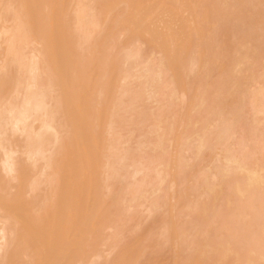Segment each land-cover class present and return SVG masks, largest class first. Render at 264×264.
Masks as SVG:
<instances>
[{
    "label": "bare ground",
    "instance_id": "obj_1",
    "mask_svg": "<svg viewBox=\"0 0 264 264\" xmlns=\"http://www.w3.org/2000/svg\"><path fill=\"white\" fill-rule=\"evenodd\" d=\"M88 1H89V3L90 2H93V3L96 2L95 4H98V2H99V5H101V7L99 5H96V6H99L98 9L100 8V10H99L100 12H102L104 10L102 13H105V14L101 13L103 16L102 19H100L101 22H102V20L104 21L106 19V18L103 19L104 17H110L109 13L111 12L113 14L112 11H114L115 9H117L120 6V4H119V6L116 8L114 6V5H116L114 3L115 2L114 0H111L110 2H109V0H105V1L104 0L103 1L97 0L98 2L96 0H92V1L87 0V2H85L84 0H78V2L76 4V6L78 7V11H77V9H75L76 7H74L75 4L73 5V3L75 2L74 0H0V10L1 9L3 11L5 10V14H6V9H8L7 14L10 15L12 13L11 11H13L16 14V16L14 13L11 14V17L13 15L12 18L15 19V21H13L14 19L12 20L13 22L10 20L11 23H13V24H11V26H8L6 28L1 26L2 29L4 28L3 31L0 28V34H2V32L5 33L4 35L2 34V37H4V38L1 37L0 42H4V41L6 42L5 45L3 43L0 45H4V48H6V49L3 48L5 50V54H6V51H7V55L9 54V56L5 55V58H2V61H1L2 63L0 62L1 63L0 65L3 64L4 59L7 61L8 58L10 57V60H11L10 62H12V63H8L9 60L7 62H5V63H7L6 64L7 67L9 64H13L11 66L9 65L11 68H13V67L16 68L17 66H19L22 69V73H24V75L20 74V72H21L20 71L19 73L16 72L18 77H16V75H15V77L18 80H20L19 79V78H21L20 76L23 75V77H22V78H24L23 82L20 80L17 84V79L15 77H13L14 79H16L15 80L16 82L14 84L13 83L14 80L12 79L13 85L17 84L19 86V83L22 82L23 85L20 84V86H22V87H19L20 90H18L17 87L14 88V87H11L12 85H10L9 86L10 89L12 88L10 91L11 93L9 91H6L7 93L6 92L3 93V94H7V95L9 94V96L3 95L4 99L0 97L2 99L0 102L3 101L2 103H0L1 104L0 110L5 107L4 108L5 112H9L7 114H10L8 116V118H6L4 116V118L7 119V122H5L6 119L2 120L5 122V124H6L5 126H8V128L7 127L5 128L4 125L1 124V122H0V264H132L133 259L131 260V262L129 260L132 258V257H130V256H132L131 252L135 253L138 251L135 249L134 243H132L133 245L131 243H129L131 245H129V246L127 245V246H124L122 248H119L118 249L119 251L117 250L118 253L113 255V257L110 259L106 260V258L102 257L104 259V260L102 259L104 261L103 263H101V259L99 261V258H101V254H103V252L106 255L110 256V254L113 251L114 252L116 251V250H114L115 249L114 246H118V245L117 244L114 245V243H113V246H112L110 243H108V241L111 238H112V242H115L114 239H116V243H119V241L121 240V238L124 235L123 233L124 232H130L129 231L130 226H132L133 227L132 229H134L135 226H133V225L137 224V223L131 224L130 220L133 222L134 220H136V218L138 219L137 216H139L138 214L140 212L139 207L141 206V204H143L142 202H140L141 201L140 198L142 196L141 191L144 188L141 189L140 186H138L137 184H136V188H134L133 183L135 182L136 179H138L137 177L135 180L132 179V180H134V182L132 181L133 183H131V181H129L131 179L130 177H134V175H135L134 171L136 170L137 166L139 168V166L142 165V166H140L141 170L137 169V171L138 170L141 171L140 174H143L142 167L144 168L143 164H141V163L143 162L145 167L148 166L147 167L148 170L146 168L147 171H145L147 173L144 172V175H143L144 178L146 179L145 182H149V180L152 178V175H153V177L155 175H157L156 178L163 175L160 178H162V179L165 178V181H166V177H164V174L166 173V171L164 169H162L163 171L162 170L160 171V169L163 166L165 167V165H166V163H164L165 160L169 161L168 159H166L169 157V156H166L167 155L166 153H169V151H167L170 149V148H168L169 144L172 146V143H173L170 141V138L173 135H171V137H168V136H170V133H168V136L167 135L165 136V139H167V141H168L167 145L165 143L167 141L164 138L158 137L157 139H155L154 138L156 135L155 134V128H154L155 126L153 127L154 132L152 133L155 135L154 136L152 135L153 136L152 139L150 138L151 137L150 133L152 131L150 133L147 132L148 135L150 134L149 135L150 137L147 135V133L146 134L144 133L146 131H150L152 129V127H150V126H152L153 124H150L149 122L147 123V121H149V119H148L149 117H147L148 115L146 112L145 113H146L147 118L143 119L144 117H141V115H140V114H143L144 111H141L142 109L139 110L138 101H137L139 99L138 95L142 93L141 92L142 91V88H141L142 82L140 81V77L138 76V72L140 75V73H141L140 71H142V70H138L139 69L138 67L141 68L142 62H144L146 59H148L149 65L146 64V66L147 65L148 66H152V65L154 66L156 64V66H159V67L155 66L154 70H157V68H158L160 73L165 74V72H166L168 80H170L169 79L170 77L173 78V81H174V79H176L177 81H180V80L188 81L187 78L189 79L190 77H192V79H193L195 76L194 75L195 72L197 74L199 71L197 69H194L196 67H194V68L192 67L193 64H195V63H192V65H190L191 60L193 59V57L197 56L199 59H203V60L206 59V61L208 60L207 61V63H208L211 60V55L214 56L213 55L214 53L211 54L212 51H214L215 55L217 56V54H216L217 51H215L214 43L212 44V42H215L214 39H216V37H219L216 35L218 33H219L218 35L225 33L224 34L225 39L227 38L225 40L220 35L221 40L223 39L222 41L220 40L221 41L220 43L223 42L221 44V46L224 44L223 46L226 45V48H227V46L230 48V49L228 48L229 50L224 49L225 53L228 50V52L226 53V55L228 56V61H226L227 65L226 64H224V65H225V67L228 66L229 68L227 67L226 68L227 70H225V69L222 70L221 73L223 74L224 71H228L227 73L225 72V74H227V75L224 74L226 76V78L223 77L222 75H220V73L218 72L219 67H221V66L224 67V65H222V64L225 61L223 63H221L219 61L221 66L219 64L218 68L216 67L218 69L217 70L214 67L215 66L214 64H212L213 67L211 66V63H212L211 61L214 60L215 59L214 57H216V56L212 57L214 59H212L210 61L211 63L209 62L210 63V64H208L209 66L206 65L205 63L204 64L206 65V67H208L207 68L208 70L211 68H214V69L209 70V71L213 72V70H214L216 72V74L219 73L218 75L222 76L223 78L222 77L221 78L223 80L218 82L219 83L218 87H215V86L212 87V88L215 87V90H216L215 92H213L212 88H210L211 86H209V85H212V82H213V84H215L216 80L214 77H213V79H211L212 77L207 75L209 78L211 77L210 80L207 79L208 82H210L211 84L210 83L208 84V82L204 83L206 79H204V80L197 79V80L204 81L201 83L199 82L200 83L199 84L198 82L195 81V78H194L193 81H191V83L195 82L196 85L198 84L199 86H201V87H199V86L196 87L199 89V90L196 89V90H198V93L195 90L196 91L195 95L197 96L200 94V98L198 99V97H196V96H194V98H193L192 94H190L191 98H193V99L190 98V100H192L190 102H193L194 100L197 99L196 100L197 103L203 104V102H204L203 99H205L206 97L203 99H202V97H204L206 95L201 96L202 93H200V91L202 90V92H204V94H205L207 87L204 90L202 88H204L205 86H209V88L211 89V92L210 91H208V92H210V93L213 92L214 94L215 93L216 94L212 95L213 96L212 98H211V96H210L211 94H210L209 95L210 100H208L209 98L207 97V100L205 99L207 102L206 103L204 102V103L206 104V106H209V104L211 105V102L212 103L215 102V104H216V102H218V103L220 102L221 103V104L219 103L220 106H218V104H217V106L219 108H221V110L216 106L219 111L217 110L216 111L217 113L215 112L216 114L214 112H211L212 115L210 116V114H211L210 110L212 109L213 104L209 110H206L205 105L201 104L202 108L204 107L205 108L204 110L209 111L210 114L208 112H206V113L209 114V116L213 117V118H211V120H210L208 115L202 109L200 111H204L203 113L208 118L204 114H202V112L200 113V111H199L200 115H198L197 114L198 110H197L196 114L194 113V116H192V113L189 116H190V118L192 116V117H194L193 119H195V117L197 118V116H195V115H198L200 117L202 114L206 118L204 120L203 116H201L200 118L198 117L199 121L201 119H203V121H205V122L210 120L209 124H213V121H214L213 126L215 127L217 125L216 127H218V129H216L217 138L214 137L213 133H211L208 130V127H209L208 122L204 123L202 121L204 123L205 127H204V125H202L203 123H200L201 121L198 123L196 122V124H197L196 126H198V129L201 130L202 133H204V130H206V132H208V131L210 132V133L208 132L207 134L204 133L203 135L201 133V135L204 136L205 140L201 138V140L198 141L199 142L198 146H202L204 141H207V143H208V140H209L210 142L207 145H212V146L215 145V148H213L214 146L213 147L210 146L211 147L210 151L214 150V152L216 151L215 153H218V151L216 150L218 148L220 155H218L217 158L214 159V163L212 166V173L209 172L210 175H207V174H209V173H207L208 171L204 172V171H206L205 169H208V168H206L207 166L203 168V171L200 170V172H203V174H206V176L205 175L202 177L199 176L198 178H200V179H197V181L199 180L198 185L202 187L201 189H200V187L197 189L198 190L197 193L198 192L201 193L200 195L198 194V197H200L201 200H199L200 198L197 199L196 198L197 196H195L194 201H196V202L194 203L193 200L191 199L192 202L194 203L192 205L190 204L192 202H190V200L188 198L183 200V203L187 202L189 200V202H188L189 207L188 208L186 207L187 208L186 209L185 208L186 203H185L184 205H181V207L178 208V210L176 209V211H173V210L172 211L175 213V215L178 214V212L180 213V211L181 212L183 211L181 216H178L179 214L177 216H178V218H180L179 222L180 223L184 222V223H183V225L181 224L182 225L181 226L180 223L178 224V223L172 222V225L177 224L180 226L179 227L177 225H174V226L179 227V228L175 227V228H177L175 230H178L176 232L177 233L179 232L180 237L178 235L177 236L179 238H181L180 242L181 241L183 242V243H181L182 248H183L182 245H184L186 248L189 246L195 247L196 245H198V241L196 240L197 236L194 235V233L196 232L197 229H199V228L205 229L206 228L208 230V232L206 234L207 235L206 239H204V241L202 240L203 242L200 243L202 246V247L200 246L201 249L199 246L195 247L197 250H199L198 255H196L197 253L194 254L192 252L193 251L192 249H190L191 253L189 254V252L186 253L187 250L189 251L188 248L186 249L184 247L186 249V251H185V249L182 250V248H181V250L183 252L185 251V255H187L189 257L188 260L186 261V264H211L210 263L211 261L213 262L212 264H214V263H216V264L217 263H219V264H264V145L263 144L260 145L261 143L264 142V141H261V140H264V139H262L263 137H261L262 136L261 134H264V131H262L264 129V128H262V127H264V90H263L264 80H262V79H264V78H261L262 81L261 80L259 81V83L261 82L260 84H262L263 87H262V85H261V87L258 86V84H259L258 80L260 78L258 75L256 77H254L255 72L253 73L251 71L254 74L252 77V79L254 78V80L252 81L253 85H251V81L248 80L251 74L250 73L247 74V72L245 71V73H246L245 75L248 76V79H245L246 76L243 77L245 80H248V81H246V84H248V85L245 86V83H244L245 80L241 79V77H238V76H242V75H237V76L235 75L236 72L238 74L241 73L240 68H238L237 64L236 65L234 64V65L237 67V69H239L240 73L238 71H236V67L234 65H232V66H234L235 68L234 67L231 68V65L230 66L228 65L230 63L233 64V62L234 63L235 62L237 63L238 61L240 62V59H238V57L234 53L240 52L241 48L242 49H241V52L239 54L249 52V49H248L249 46L246 47L247 44L248 45L251 44L250 46H252V45L254 46V42H255V46H256L257 50L258 49L262 50L261 48H264V37L261 40L255 41V40H253V38L256 35H254L252 37L250 34L249 36L253 40V44H252V40L250 42L251 38L247 36L249 34L247 31L246 32L248 34L245 32L246 35H244L243 37L241 36L242 30H246L245 27L248 26V28H249V26H250V27H252L251 30L254 28L253 20H255V18L253 17V19H251V18L249 19V17H248L249 13L254 12L256 14V12H257L256 16L262 15L263 14L262 12L264 11V3H263L264 1L261 0L262 3H260L261 2L260 0H257V1L256 0H239L238 2H236V0H233L236 3H234L233 1H232L233 3H231V2H228V0H226L227 2L224 0V3H222L223 1L221 2V0H217L218 2L215 0L214 2L209 4V7L207 6L208 8L203 7L205 11L201 10L202 13L199 11L200 13L198 15H196L197 18L199 17L200 14L204 15L203 13H205L206 19L209 16V18H211L210 20H213V21L214 20L216 21L217 18L221 19V21L225 20L224 22L219 21L223 25V26L219 25V26L223 27V29L221 27H219V28H221V33L218 32L215 28L217 23L218 24H220V23L219 22L215 23V21H214V23L216 25H213L212 28L213 29L215 28L217 33L210 30L212 35H210V34L209 35L213 36V33H214L216 36L212 38V41L207 40L208 41L207 44L204 43L205 46H203L202 43L204 42V37L203 36L200 37L201 34H199L200 32L198 33V31H201V29L206 28L207 25L202 28L201 22H200L201 27L198 24H196V22L199 23L198 21H196V20H198L195 17L196 13L193 15L195 17L194 20L196 21L195 26L196 27L199 26V27H197V28L195 27L196 29H194L192 27L194 30H197L196 35L193 36L195 34V32H194V34H191V32L189 33V29H186L188 21L190 20V19L188 20V18L191 17L192 14L194 13V12L191 13L192 11H190V10H191V8L193 10L194 9L193 7L196 6V5L193 7L191 6V4H192V2H194V0H192V2L189 0L191 2V4H190V2H188V0H186L187 4L184 2L185 0L182 2L181 7H183L185 10H183V8H181V9L179 8L180 7L179 3L181 2V0H169L168 2H167V0H164L167 2V4H165L161 8L159 5H163V4H161V2H160V4L158 3L160 0H154V2L158 1L157 2L158 4L156 3L155 5H157L159 7H157V6L153 7L154 2L149 3L150 2L149 0H135L134 2H132L130 0L129 3L130 2H132V4L134 3V6L133 5L128 6L130 8V10H132V12H130L131 13L130 15H129V13L127 14V15H129V17L127 16L128 19L126 17L125 18L127 19L128 22L130 21L129 23H130L131 27L133 25L132 29H131V27H129L127 25L126 30L131 29L132 35L134 34L133 35L134 37H132V38H133V40L137 41L136 45H134V43L132 44V45H134V47L132 49L134 50V48L136 46L137 47L139 46L140 49L139 48L138 49L141 51L144 48L147 50L148 47H150L152 50L156 49L157 51L161 52L160 56H158L159 61L163 60L162 66L160 63H158L154 59L152 60V58L150 57V59L153 61V62H151V60L148 57L149 53H150L148 51L150 49H148L147 50V54H148L147 56L144 55L143 53H142L143 55H141V56H145V58H144L145 60L143 61L142 57L140 56V51H139V57L140 58L137 56H135V57H137L136 60L140 59L139 61H142V62L137 61L138 63L136 62V64L140 63L141 65L139 64L140 66L136 65L135 68L133 67V70H135L137 68V70H135V72H136L135 75L133 74L134 71H130V74L133 75V77H132L133 81L132 82H135L134 79L136 80L137 83L139 82L138 86H139L140 92L138 91L139 94H136L132 90L135 94L133 96V94H132L133 92H132L131 93L132 95L130 94L131 97H129L130 95H128L130 92L128 94H126V93L128 92V89H129V91H131L132 88L130 89V85L128 83H126L127 78H124V76L121 77V75H120V74L124 75V73H122L123 67L125 69L123 71L124 72L127 71V68H129V66H130V63H129L130 61L129 60L125 61V59L122 58L123 62L125 61V64L128 63L129 66L127 65L128 67H126V65L122 64L121 71H120L119 70L120 66L119 67L117 66L121 62L119 60L121 58V56H120V54L119 55L117 54V50H119V49L116 50V53H114L115 51L114 52L110 51V49L108 51L106 49V48H109L106 45L107 43H111L110 41H112V44L115 43V41L113 42L114 38L111 37V36H114L113 33L115 30L114 28L110 27L112 25H109V27H110V29L111 28L113 29V33H112L113 35H111V33H110L112 29L111 30L109 29L110 32L107 30L108 31L107 34L105 32L106 35H109L108 33H110V35H111L110 36L111 38L109 37L110 40L108 39L109 42L107 40L105 42V40L102 41L103 39H100L103 37L105 38L104 35H101L102 33H104L102 31H101L102 33H100V35L103 37H100V35L95 37L96 35H98V33L96 31V30H98V28L97 29L94 28L96 33H97V34L95 33V36L93 35L94 36L93 38H95L94 41L95 42H99L100 40L101 41L99 42V45L95 43V45H94L95 46V52L94 53L92 50L89 49V47L93 44L92 40L90 41V44H88L89 50L86 48V44H85V48L90 52L92 51V53H93L92 55L88 54V56L86 57L87 59L83 58V57H82L83 59L80 58V56H78V55L80 54L81 56H83L82 53H80L82 49L80 50V52L78 54L77 53L78 52V48H77L78 46L73 45V43L74 44L77 43L76 37H79L77 35L80 34V33H78L80 27H81L80 28V30H81L82 28H85L86 25L88 26L86 28H89V25L91 23L93 24L94 27L96 25V23L94 25L93 20H94V17L96 18L97 16L96 15L93 16L92 14H94V13L91 12V11L94 12V10H96V9H95V6L93 5V3L91 4V6H90V4H87ZM112 1H114L112 3V5L115 8L113 6L110 7L111 5L109 3H111ZM197 1L201 2V0H197ZM210 1H212V0H210ZM103 2L105 3V5H103ZM199 2H197V3H199ZM116 3H117V0H116ZM125 4H126V2H125ZM130 4H128V5H130ZM192 5H194V3ZM132 6L134 7V9ZM203 6H205V5H203ZM126 7H127V5H126ZM72 8H73V11L76 10L75 12L77 14L80 12L79 10H81L79 15H81L82 12L83 13L86 12L85 13L86 19L85 18L83 19L84 14H83V16L82 15L79 16L80 17L79 18L77 16V14L75 13L77 18L79 19V20L76 19L77 20V22L75 21L76 24H78L80 22L79 23V25H80V24H82V22H85V23L87 22L86 25H84V26L81 25L77 29L78 32L76 31V35H75V30H74V35L76 36L75 41H73L74 35L72 33V29H70L72 26L70 24H73V20L70 19L72 16L70 14L71 13L70 11H72ZM102 8H103V10H101ZM153 8H158V9L160 8L161 10L159 9V12H158V9L157 10L155 9V11H156L155 12L153 10ZM178 8H179V11H178ZM197 9H198V7L197 8L195 7V9L193 11L198 12V11H196ZM124 10H125V7H124ZM181 10H183L182 13H184L187 10L188 13H186V14H188V18H187V16H185L186 18H183L184 16L183 15L181 16L179 14V13H181ZM199 10H200V8H199ZM3 11H2V13H0L2 16H3ZM89 12H91V13L89 14ZM100 12H99V14H100ZM117 12H118V10L116 11V13ZM123 12L126 14L127 11H123ZM123 12H121V13H123ZM254 13H253V15H254ZM88 14L90 15L91 18H89L87 16ZM186 14L184 13V15H186ZM118 15L120 16V14H118ZM2 16H0V19ZM76 16H75V18H76ZM122 16H120V17H122ZM232 16H233V21H232V19H230ZM212 17H214L216 19H214ZM5 18L3 17V19H5ZM7 18L9 20V17H7ZM75 18H73V19H75ZM88 18H89V20H88ZM111 18H108V19L111 20ZM113 18H115V17H113ZM117 18H115V20ZM125 18H124V21L126 23H128ZM199 18H201V17H199ZM234 18H236V21H234L235 20ZM185 19H187L188 21L186 20L187 21L186 22ZM82 20H86V21H82ZM95 20L100 22L98 18ZM115 20H113L112 22L114 23ZM70 21H71V23H70ZM0 22H1V20H0ZM117 22H119V21H117ZM203 22H204V20H203ZM246 22H248V23H246ZM126 23H125V25H126ZM214 23H212V24H214ZM244 23H245V25L246 24H248V25L245 26V25H243ZM249 23H251V24H249ZM1 24H4V22ZM6 24H8V22H6ZM104 24L106 25L107 23H104ZM123 24H124V22H123ZM204 24H206V23H204ZM207 24H208V27L210 26V29H212L211 28L212 24L211 25L209 23H207ZM8 25H10V22ZM69 25H70V27H69ZM98 25H99V23L96 26H98ZM105 25H104V27H105ZM122 25L119 24L118 27L119 26L121 27ZM99 26L103 27V26H101V23ZM241 26H242V28H241ZM243 26H244V29H243ZM126 27H123V29H125ZM91 28H92V25H91ZM91 28H89V32L86 29L84 30V32L89 34L91 31L90 30ZM192 28H190V29L192 30ZM248 28H247V30H248ZM239 29H242V30H240L241 31L240 35H239L240 38L238 37L242 43L237 41L238 42L237 45L233 44V46H232L231 44H232L233 39L230 40V38L232 36H234L233 34H236ZM104 30L106 31V29H104ZM194 30H192V31H194ZM205 30L207 31V29H205ZM205 30H204V33H205ZM98 31H100V30H98ZM117 31H119V29ZM84 32L82 30L80 37L82 36V34ZM93 32H94V30H93ZM93 32H91V33L93 34ZM129 32H131V31H129ZM243 32H242V35H243ZM253 32L255 34V28L253 29ZM119 33H118V36H119ZM208 33H209V31H208ZM262 33H264V32H262ZM87 34H83V35L85 36ZM92 34L90 36L87 35L85 38H83L84 36L81 37L79 39V42L80 43L82 42L81 39H86L87 37H91ZM197 34H199V36ZM206 34H207V32H206ZM116 36H117V32H116ZM135 36H138V39L137 38L135 39ZM245 36L249 38V42L247 40H245L246 39ZM241 38L244 39L247 44L244 43V40L242 41ZM128 39H129V37H128ZM141 39L143 41V45H142ZM254 39H256V38H254ZM88 40H89V38H88ZM88 40L86 39L85 41H83V44L86 43ZM200 40L201 41L203 40V41L201 42ZM138 41H140V42H138ZM199 41L201 42V45L203 46V47L201 46L202 48H200V46L198 45ZM216 41H217V39H216ZM218 41H219V38H218ZM29 43H30V45H31V43L33 45H31V47H30V45H25V44H29ZM34 43L35 44L38 43L40 45V47H37L38 44L36 46H34L35 45ZM131 43H132V41H131ZM138 43H141V45ZM146 43H147V45H146ZM228 44H230V45H228ZM242 44L245 47H243ZM122 45L123 44H121V46ZM145 45H146V47H143ZM234 45L237 46V48ZM238 45H239V47L242 45L240 47V49L238 48ZM102 46H106V48L102 47ZM111 46H113V45H111ZM255 46H254V50H255ZM75 47L77 48V51H76ZM96 47H98L97 51H96ZM123 47H124V45H123ZM257 47H259V48H257ZM85 48L83 47L84 50H85ZM119 48H120V46H119ZM244 48L247 50L244 51L243 50ZM120 49H122V47ZM234 49H235V52L233 53ZM236 49H239V51H237ZM137 50L135 51V53H138ZM144 51L145 50H143V52ZM124 52H126V51L124 50ZM132 52L133 51L130 49L127 51V53H129L131 55H132ZM218 52L221 55V52L220 51H218ZM118 53H120V52L118 51ZM145 53H146V51H145ZM115 54H116V56H115ZM133 54H134V52H133ZM257 54H259V53H257ZM261 54H263V52H260V55ZM39 55L40 56L42 55V57H40L41 60L38 58ZM209 55H210V58H209L210 60L207 59L209 57ZM6 56H7V59H6ZM118 56H119V59H118ZM246 56H248V58H249V53L245 56L239 55V58L240 57L244 58ZM251 56H250V59L252 58ZM88 57L93 58V59L90 60V59H88ZM115 58H116V60H119L118 61L119 63L116 62ZM154 58H156V56H154ZM160 58H163V59L160 60ZM253 58L251 59V65L254 64V63L252 64V62H254ZM259 59H261V62H262V60H263L262 55L259 57ZM241 60H243V59L241 58ZM254 60H256V59H254ZM40 61H41V63H43V62L46 63V64L43 63V67H44V65L46 66L45 73H42V72H44L43 71L44 69L42 70L41 65L39 66ZM90 61H92V62H90ZM217 61H215V62H217ZM244 61H245V59H244ZM246 61H247V57H246ZM249 61L247 63H249ZM146 62H147V60L145 61V63ZM150 62L152 63V65L150 64ZM189 62H190V64H189ZM194 62H196L198 64L197 59ZM256 62L261 63L258 61H256ZM145 63H143V64H145ZM217 64H216V66H217ZM249 64L247 65V67H249ZM239 65H241V66L243 65L241 68L244 69L245 63L242 64L240 62ZM263 65H264V63L260 64V66H262V69H264ZM144 66L142 68H144ZM153 66H152V69H153ZM194 66H196V65H194ZM254 66L257 67L258 65L254 64ZM254 66H252L251 68H253ZM1 67H4V64ZM10 67H8V68H10ZM39 67H41L40 70H39ZM5 68H3V69H5ZM11 68L8 69V71L10 73L12 72ZM162 68L165 72H162L163 71ZM230 68L232 71H229ZM3 69L1 68L0 71H2ZM146 69H144V71ZM192 69L197 70L198 72L197 71L192 72ZM257 69H256V72H257ZM12 70H14V69H12ZM220 70H221V68H220ZM244 70H246V68ZM250 70L255 71V68H253V69L247 68L248 72ZM259 70H261V67L258 69V71ZM39 71H41V74L39 73ZM150 71L148 70V72H147V70H146L145 72L151 73ZM190 71L193 73V76H192V73ZM3 72H4V70H3ZM9 72L7 73V75H5V73L3 75V73L1 72L3 75L2 80H4V77L6 78V76H7V78L9 76L10 77L13 76V75H10ZM119 72H121V73H119ZM131 72H133V73H131ZM188 72H189V74H191V76L188 75ZM263 72L264 71H261L260 73H262V75H263ZM142 73H143V71H142ZM260 73H258V74H260ZM48 74H51L54 79L52 77H48L49 80L43 78L45 75L48 76ZM143 74H144L143 76H146L145 73H143ZM136 75L138 76L137 78L139 79V81H137L138 79H136ZM147 75H149V74H147ZM155 75H156V73H155ZM198 75L199 74H197L196 76L200 77V75L199 76ZM243 75H244V73H243ZM262 75H260V76H262ZM47 76H45V77H47ZM115 76H118V77H115ZM151 76H153L152 73H151ZM154 77L155 76L151 77L152 80ZM181 77H182V79H181ZM237 77L240 78V80ZM262 77H264V76H262ZM50 78H51V80L52 79L54 80L53 81L54 85L57 84L54 87L58 88V86H60L57 90L55 88V92L59 91L61 93V95L59 93H57L59 95L58 97L60 99V100H58V98H57V101H56L57 103L54 100L55 99L54 96L56 95V93L54 92V89L51 88V89H53L52 90L53 92H51V93H49L50 91L47 90V85H49V86L52 85V84H50V83H52V81H50ZM122 78H124L123 81H121ZM143 78H146V77H143ZM116 79H118L120 82H122V84H124L123 87L127 88L126 93H125V91H126L125 89H124V91L121 89H120V91L117 90V91H119L117 93L114 92L116 98L114 97L115 100L114 99L112 100L114 103L117 102L116 104H118V105L120 104L119 106H117L119 108V110L117 112H119L120 108H121L123 110V112L121 110V112L123 113L122 116L127 115L125 118L128 117L127 119H125L123 117H122V119H120L121 122H122V120L126 121V123H120L119 124V125H122V126H120L121 127L120 130L124 126L126 127L125 129H127V126H129L128 123L130 124V119H131V117L133 118V116L132 115L129 116L130 114L128 112H130V113L135 112L136 109L134 108V105L137 102L136 108H138L137 110H139L140 112L136 111V112H139V115L137 114L138 118L135 117L136 119L135 120L131 119V121L134 122L137 119H143V120H141V122H144L146 119H148L145 121V123H147L148 127H150L149 130H146V128L148 129V127H146L147 125H145V123L138 124V120H137L136 122H137L138 126L142 124V126H139V128H138V126L135 122L136 129H138V130L140 129L139 130L140 134L142 133V134H145V136L147 135L149 137L148 138L146 136L147 137V138L145 137L146 139H140V141L141 140L143 142L151 141V143L148 142L149 145L154 142L153 144L155 146L159 147L161 150H163L165 152L167 151L166 153L161 151L166 157V158L164 157L165 160L163 159L164 155L162 153H159L160 157H158V156L157 157L155 156L156 158L151 157V156L155 155V153H153L154 151L151 149L152 145H150L151 150L149 148L145 149L143 146L141 147V145H138V147L135 146V144L136 145L139 143L141 144L142 141L141 142L139 141V143H135L136 141H135L133 134H132L135 132V128H134L135 126H133V125H130L131 127L130 126L128 127V128H130V130L127 129V131H125V129L123 128L125 132H128L126 135L127 137H129V138H131L130 136L133 137V138H131V140H129V138L125 137L126 133L124 135H122L125 138L120 137V135L118 136L119 133L116 135L117 138L119 137L118 138L119 141L122 142L121 144H120V142L115 140L116 138L113 139V137H111L112 136L111 134H109V135H111L109 137V135L106 133L109 138H111L112 140L115 141V142L110 141L112 144L106 139L107 138L106 135H105L106 138H104V135L102 133L103 132L102 129H104V131H105L108 128L107 125H111V124L110 123L107 124L108 121L110 122L107 114H106L107 118L104 119L105 122L103 121V118H104L103 112L106 113V110L105 111H102V110L105 109L104 105L105 106L107 105V103H108L107 101H109L110 97L112 99V96H114V95L111 96V94H113V91L111 92V87L113 86L112 84H114ZM192 79H190V80H192ZM6 80H8V79H6ZM145 80H147V79H145ZM241 80L242 81L244 80V82H242ZM46 81H49V84ZM124 81H126V82L124 83ZM153 81H154L153 83L155 85H156V83H158V85H156V86L158 88L161 87V91L168 92L169 90H171L172 86L168 87V89H167V88H165L166 85L164 86V84H161L162 86H160V82H158L159 81L158 79H157V81H155V79ZM160 81H162V80H160ZM173 81H171V82H173ZM239 81L242 82L244 85L242 87L240 86V84H236V85H238L242 88L240 91H241V93L243 92V94H241L239 91H236L238 88L240 89V87L233 86V84H232V83H236V82L239 83ZM255 81H257L256 82L257 85L255 84ZM5 82H7V81H5ZM118 82L117 83L115 82V84L120 87L122 84L120 85V84H118ZM136 82L134 83L135 85L137 84ZM147 82L149 83V81H147ZM174 82H176V81H174ZM1 83H2V81H1ZM1 83H0V86H3V84L1 85ZM8 83H9V81H8ZM249 83L251 86H253V89L249 85ZM115 84H114V86H115ZM125 84H128V85L125 86ZM130 84H132V83H130ZM172 84H174V83H172ZM195 84H193V85H195ZM7 85H9V84H7ZM146 85H148V84L146 83ZM180 85H183V84H180ZM163 86L166 89V91L164 90V88H162ZM229 86H232V87H229ZM247 86H248V88H247ZM7 87H4L5 90ZM115 87H117V86H115ZM123 87H122V89H123ZM148 87H149V85H148ZM148 87H146V93H148L147 91H149ZM173 87H174V85H173ZM250 87H251V89H250ZM4 88H3V91H5ZM243 88H245V92L242 91ZM261 88H262V90H261ZM175 89L177 90L178 88L176 87ZM257 89H260V90H257ZM0 90H1L0 92H2V89H0ZM121 91L123 92V94H126V98H127V96L129 97V99L132 103H130L129 101H127V102H129V105L131 104L130 107H133L132 109H135L134 111L131 112L132 109L129 108L130 109L129 110L128 109L129 106H127V105H126L127 108H126V106H124V108L120 107L122 103L125 104V102H126V101L123 102V100H125V99H122L121 96L118 94ZM172 91H174L173 88H172ZM225 92L226 93H228V92L229 93H236V94L240 93L241 96H240V98H237L238 95L236 97L234 96L235 99L237 98L236 99L237 101L236 102L231 101L232 104L231 103L229 104V102H230L229 98H231L233 96L227 98V96H229V94H226ZM53 93L55 95H52L54 98L52 97V100H51L49 98V96H50V94H53ZM177 93L178 92H176V98H177ZM182 93H183V91H182ZM0 94H2V93H0ZM109 94H110V96H109ZM116 94H117V96H116ZM123 94L121 93V95H123ZM149 94H147V97L145 96L146 98L145 97L143 98V100L145 99V102H147L149 104H150L149 100H152L151 102L155 101V103L156 102L158 103L159 100L158 101L155 100L156 98L158 99V97L161 98V100L163 98L166 99V97H164L163 95H161V97H160L159 96L160 94L158 95V97L156 96L157 94L156 95H154V93H152L150 95ZM170 94H171V91H170ZM135 95H137L138 97ZM151 95L152 96L154 95L155 99ZM181 95H183V97H184V94H181ZM223 95L226 96L225 100H224L225 102L222 100V102L225 103V105H223V103L221 102V96H223ZM118 96H119L118 99H120V101L119 100L118 101L120 103H118V101H116ZM142 96H144V94ZM149 96L152 97L154 100L151 99ZM5 97H7V98H5ZM133 97H134V100H133ZM47 98L50 100L48 101ZM131 98H132V100H131ZM147 98H149L148 101L146 100ZM226 98H227V100H226ZM174 99L175 98L173 97L172 103L175 102ZM177 99L179 100V98H177ZM200 99H202V100H200ZM228 99H229V101H228ZM101 100H103V101H101ZM139 100H141V99H139ZM53 101L55 102V104L53 103ZM182 101H183V99H182ZM50 102H52V103H50ZM127 102H126V104H128ZM139 102H141V104H145V102L144 103H142V101H139ZM133 103H135V104L132 106ZM193 103H195V102H193ZM51 104H54V105H51ZM101 104H102V106H100ZM151 104H152L151 109L154 107L153 109L158 112V109L156 110V108H155V107H157V108H159V113L160 112L161 113L166 112V114H169V113H167L170 111L168 108L170 106L169 103H168L169 106H167L168 109L165 107V109H167V111H165V109H163V111H161L162 110V109H160L161 104H159L160 106L158 105L159 107L157 106V104H154V103H151ZM170 104H171V102H170ZM111 105L113 107V105H115V104L112 103ZM139 105H140V103H139ZM153 105H155V106H153ZM172 105H171V107H172ZM174 105L177 106V104H175V103H174ZM186 105H188L187 102H186ZM201 105H200V107H201ZM258 105L262 108L259 107L257 109L256 107H258ZM96 106H97V109H94V108H96ZM108 106L110 107L109 104H108ZM146 106H148V105L145 104V106H143V107H146ZM184 106H185V104H184ZM194 106H195V104H194ZM98 107L99 108L101 107L100 110L98 109ZM198 107L199 106L197 104L196 108L198 109ZM200 107H199V109H200ZM115 108H112L111 111H114ZM148 108H149V106H148ZM175 108L177 109V107H175ZM175 108H174V110H175ZM106 109H107V113H108V109L110 110L111 107L110 108L107 107ZM124 109H127V111L125 110L126 112H124ZM181 109H180V112H181ZM246 109H249L250 112L253 111L254 109L256 111H258L260 109L259 111L262 110L261 113H263V114L261 115L260 113H258V114H260V116H257L258 114H256L257 112L254 110L253 114H254V112H255V114L253 116L252 113H249V110L247 111ZM52 110L57 113V114L55 113L56 116L54 115V112ZM223 110L225 112H223ZM1 111H4V110H1ZM111 111H109V115H111V121H112V118H114V116H115V118L118 117V116H116L118 114H115V112H112L114 115L110 114ZM171 111H172V109H171ZM176 111H174V113ZM195 111H196V109L194 107V112ZM48 112L49 113L51 112L54 115V117H56L55 121L58 122L57 128H56V122L55 121H53V122H55L54 125L52 124L53 122L52 123L50 122V120H52L54 117L52 116L53 118H50V119H49V117L51 115L50 116L48 115L47 116L48 118L46 117V114ZM121 112H119V113H121ZM226 112H228V114H230V117L226 116L225 118H223L227 114ZM124 113H126V114H124ZM145 113L142 116H145ZM170 113H173V111ZM1 114L3 115L5 113L3 112ZM1 114H0V117H3ZM220 114L222 115V117ZM133 115H135V114L133 113ZM137 115H135V116H137ZM174 115H172V116H174ZM215 115L219 116L220 118H223V120L220 119V120H217L218 121L217 122L216 121L217 116H215ZM139 116H140V118H139ZM172 116H170V114H169V116L167 115V118L172 117ZM214 116L216 118H214ZM115 118H114V120H115ZM173 118L174 117H172L171 119L174 122L175 118L174 119ZM182 118H184V116ZM185 119H182V120H184V122H185ZM191 119H190V121L193 125L195 122H192ZM206 119H208V120H206ZM224 119H226V120H224ZM37 120H39L38 124H37ZM120 120L119 119L117 120V118H116V121H114V124L115 123L117 124V121L120 122ZM127 120H128V123H127ZM168 120H170V118H168ZM182 120H180L179 123ZM0 121H1V118H0ZM35 121H36V123H34ZM211 121H212V123H211ZM220 121L222 122V124ZM223 121L225 124L223 123ZM102 122H104L103 124H105V125H103ZM170 122H171V120H170ZM215 122H217L218 124H215ZM188 123H190V122L188 121L185 125H187ZM206 124H207V126H206ZM101 125L104 128L102 127V129H101ZM143 125H145L144 127H146V128H143ZM174 125H175V123L174 124L172 123L171 126L173 127ZM199 125H200V127L202 126V129L199 128ZM218 125H220V126H218ZM132 126H133V130H134L133 132L131 131ZM164 126H165V124H164ZM171 126H169V127H171ZM58 127L59 128L61 127L60 129L63 128L62 130L59 129L61 133L63 131V133H62L63 136L60 132H58L61 134L60 136L63 138L61 140H63V141L61 142V144H59L60 141L57 143L55 141L56 144H59L58 147L55 145L58 148L57 149L58 151H57L55 156L52 155V156H54V158L48 157L49 154H47V152L50 153L53 151V149L52 148H51V150L47 149V147H45L47 145V144L45 145V141L46 140L48 141L50 139L49 137H52L53 134L55 135L57 133ZM172 127H171V131H173V129H174V128L172 129ZM189 127H191V126H188V128ZM203 127L204 128L207 127V128L204 129ZM110 128H111V126H110ZM142 128H143V130H141ZM188 128H186L185 131L182 130V132L184 131V133L185 132L189 133L188 131L193 130L195 127L194 128L191 127L193 129H190V128L188 129ZM178 129H180V128H178ZM237 129H240V132L236 131ZM4 130L13 132V134H14V132L15 133L18 132L19 134L16 133L18 137H19V135H23V136H21L23 138L20 137L22 139L21 140L22 142L19 141L20 138L17 139L18 137L16 138L15 136H13L12 133L8 132L10 134V135L8 134L9 135L8 136L7 131L4 132ZM108 130H110V129L108 128L106 130V132H108ZM156 130H158V129L156 128ZM210 130L213 131L211 126H210ZM232 130H235L236 132H232ZM259 131L261 133H259ZM111 132L114 134L112 129H111ZM178 132H179V130H178ZM237 132H239L240 135L237 134ZM129 133L131 135H129ZM135 133H137L136 135H138L139 138H143V137H140L138 132H135ZM229 133L231 135H233L232 133H234L237 136L239 135L238 139H237V136L234 139V137H235L234 135H233L234 137L229 135V137H230L229 140L233 141V140L237 139L236 141H238V142L235 141V142H233V144L238 143L239 144V145H237L238 147L235 144L232 147L231 146L232 141H230V142L228 141L229 143L226 142L228 140L227 135ZM11 134L13 137H15V143L13 142L14 140H11L9 138V137H11ZM190 134L191 133L186 134L185 136H183V138H187L189 135L188 139L190 138V140H191ZM208 134H210L211 137L213 135L214 138L213 137L212 138H213V140H215V143L217 142L216 144L211 142V141H213L212 138L208 139V137L210 136V135L208 136ZM258 134H260L261 139L259 138V136H257ZM2 135H4V136H2ZM6 135L8 136V139H10V141H12V143L14 144V147H16L18 149H12L14 147L11 148L7 145H4L3 142L5 141L4 138H7V137H5ZM65 135H66V137H65ZM177 135H176V137H177ZM182 135H179V136H182ZM255 135L257 137H255ZM58 136L59 135H57L55 137V139ZM60 136H59V138H60ZM138 136L136 137V140H137ZM205 136H207L208 140H206ZM250 136L251 137L254 136V137H252L253 139L249 138ZM226 137H227V139H226ZM244 137L252 139V141H258V138H259V141L256 143L254 142L253 146H249L246 144V142H245L246 140L243 139ZM126 138H127V140H126ZM215 138L217 140H219V142L216 141ZM219 138L223 139V140L226 139V141L222 142V140H220ZM254 138H257V140H254ZM120 139H122V140H120ZM123 139L126 140L127 143H129V145H131V143L128 141L132 142L134 139L135 142L133 141L132 144L134 145L135 149L140 147V149L142 148L141 151L143 153H144V151H143L144 149H145V151L149 149L146 152H149L151 155L148 153V158L146 159L145 158V157H147L146 152L144 155L141 153L146 160L143 159V156L140 153H138L139 151L137 152L138 154H135V156L133 154L131 155V153L132 152L134 153L135 150L132 147H131V149L129 148L130 151L128 149L126 150L125 149L126 146H124V145L125 144L127 145V143ZM148 139H150V140H148ZM181 139H182V137H181ZM242 139L244 140V142ZM51 140H53V139H50L48 141V143H50V142L53 143ZM57 140H60V139L57 138ZM105 140L108 141L109 144L106 143ZM178 140H180V139H178ZM183 140L184 139L180 140V142H182ZM190 140L185 139L184 145L181 144L183 146L177 145V147L181 146L183 148H186V150H185V149L180 147L182 155H185L187 153V155H185V156H187L189 159L186 157L187 158L186 161L190 160V156L192 155L190 153V152H192L191 149L194 152V150L199 148V147L198 148L195 147V145H194L197 143V141L195 143H193L195 140H193V139L191 141ZM6 141H5V143H11L9 141H7V142ZM18 141L20 142V144L22 143L20 145V147L19 146L17 147V145L15 146L16 143L17 144L19 143ZM172 141H173V139H172ZM220 141H221V144H219ZM123 142H124V145H122ZM143 142H142V145H144ZM178 142L179 141H177V143ZM186 142H187V144H186ZM104 143H106V144H104ZM191 143H193L194 146ZM257 143H259V146ZM188 144H190V145H188ZM217 144H219V145H217ZM53 145H54V143H53ZM103 145L106 147H104ZM108 145H109V147L118 146V147H116V149H118L121 146V148L119 149L120 151L123 150V146H124L123 155H125V157L131 156L130 158H132L134 156V159L132 158V160H135V158L137 157L138 158V160L136 158L137 161H140L141 159H143L144 161L139 162L140 163V165H139V163L136 160L132 161V160H130L129 157L124 158V156H122V155L119 157L116 153L113 154V152H115L113 149L110 148L111 152L107 151V150H109ZM191 145L193 146V148L190 147ZM216 145H217V148H216ZM55 146H52V147H55ZM186 146H189L190 150H187L189 148ZM103 147H104V150L106 149L107 155L104 154L106 151H102ZM177 147H175V149ZM194 147L196 149H194ZM112 148H114V147H112ZM205 149L207 150L208 148H206V146H205ZM132 150H134V151H132ZM178 150H179V148H177V153L180 155L181 153L178 152ZM184 150L186 151L185 153H184ZM55 151H56V149H55ZM126 151H127V153L128 152L130 153L131 151L132 152L130 154L129 153L125 154ZM108 152L111 155V156L109 155L110 157L108 156ZM196 152H197V150L194 153H196ZM205 152H206L205 156L207 157V155H208L207 151H205ZM135 153H136V151H135ZM14 154H16V155L14 156ZM102 154L105 156H108L109 158H111V157L115 158L116 157L115 158L116 160L115 159L112 160V158H111V160H109V158L106 157V159L109 160V163L111 162V166L115 165L117 163L116 161H120L119 160V158H120L124 163L123 162H122L123 164L118 163L119 167H120V165L123 166L124 164H127L126 161H128L129 163L131 161L132 163L128 164V165H131L130 167H133L131 169L129 168L128 165H126L127 166L126 169L123 167L122 168L120 167L122 169V172L124 170V173H125V170H126L127 174L131 170V172H132V173L130 172L131 175H129V174L127 175L128 177L129 176L130 177L125 180L126 182L128 180V182L131 183V186L128 185L129 187L126 186V187H128V189L127 188L124 189L125 183H126L125 182L124 187H122V188L124 190H127L128 193H129V191H131V192L133 191V193L130 192L131 195H129L128 198L126 197V195H124V201H127V203H129V204H127V206H126L125 205L126 203L124 202L125 206L123 208H121V209H123L122 212L120 209H117V211L118 210H120V211L118 214H115V213H114L115 215L113 214L114 220H112L113 218H111L110 220H107V218L110 217L109 214L111 213L110 211H112V210H110L109 209L110 206L108 208V206L106 204L108 202V201H106L107 199L105 200V198H107L106 195L103 199L102 192L104 190L102 191L101 189H102V187L104 188V186H106L108 184H109V187H110V185H115L113 183H115V182L118 183L123 178H121V176H119L121 178L120 180L117 177H116L117 179L111 178L114 180V182L111 184L112 180L109 178V175H111V174H109L110 170L108 171L106 169L108 171V173L106 170L104 171L105 166H103V164L100 162V159L103 156ZM188 154H191V155L188 156ZM212 154L215 157L216 154H214V153H212ZM50 155H51V153H50ZM115 155H117V156H115ZM138 155H141V156H138ZM169 155H170V153H169ZM196 155H197V153H196ZM202 155L204 156V154H202ZM209 155H211V154H209ZM185 156L183 159H186ZM195 156L192 157L193 159L192 158L191 159L194 160V158H197ZM139 157H142V158L140 159ZM41 158H42V160H44V159L46 160L44 162L42 161V164L46 163V165H48V162H50V159L48 161V159H46V158H51V160L53 159L52 160L53 164L50 162L52 172L49 170L50 173H52L50 175L53 178L51 177L52 180H50L49 185H46L43 189H39L41 186L40 187H39V185L37 186L38 180H37V178H35V173L33 171V169H34L33 167L36 166L35 164H36L37 160L40 161L39 159H41ZM152 158L157 160V161H159V160L161 161V159L164 160L162 162L165 165L159 161V163L163 164L161 166V168H159L161 164H158V165L156 164L158 166V167L156 166V169L158 170V172L156 170L154 171L155 166L152 167L153 164H150ZM104 159H105V157H104ZM126 159H129L130 161L126 160ZM148 159H149V161H148ZM171 159H173V158H171ZM171 159H170V162H171ZM204 159H205V157H204ZM146 161H148V163ZM133 162H136V164L138 163V165H136ZM200 162H201V160H200ZM38 163L39 162H37V164ZM112 163H113V165H112ZM175 163H177V162H175ZM187 163H190V161ZM191 163H193V162H191ZM42 164H39V165H42ZM132 164H134L136 167L133 166ZM197 164H199V163H196L194 165H197ZM206 164H204V165H206ZM100 165L104 168L102 169L100 167ZM167 165H168V162H167ZM179 165H180L179 168L181 170L184 167L186 169V166H184L183 163H182V165H183L182 168H181V164H179ZM42 166L40 167V169L41 168L44 169V166L43 167ZM150 166L153 168V169L151 168V170H153V171H151L152 175L150 173H148V172H150V170H149ZM168 166H167L166 170H169ZM173 166H174V164H173ZM36 167L38 168L39 166L37 165ZM174 167L175 168L177 167V169H178V166H174ZM45 168H46V166H45ZM48 168H50V167L47 166V170H48ZM99 168L102 170H100ZM127 168H129L130 170L128 171ZM134 168H135V170L132 171V169H134ZM199 168H201V167L199 166ZM99 170H100V173H99ZM38 171H39V174H42L43 170L41 171L38 168ZM102 171L106 172V174L108 176H106V175H104V176L107 177L108 180L110 181V183H108L109 181L107 180V178L104 177V180H106L107 183L103 182V183H105V184H102L103 186L101 185V182H99V179L102 178V176H103ZM139 171L138 172L135 171V172L139 174ZM159 171L161 172V174H159L160 173ZM196 171H198V169ZM155 172H157V174H155ZM163 172H164V174H163ZM177 172H178V170H177ZM200 172H195V173L199 174ZM111 173H113V172L111 171ZM140 174H139V176L143 179L142 175H140ZM146 174H148V176L150 175L149 180H148V178H147L148 176H146ZM158 175H160V176H158ZM99 176H101V177H99ZM125 176H126V174H125ZM110 177H112V175ZM173 177H175V175ZM160 178H159V180L156 179L159 182L154 180V178H152L154 182L151 181L152 179L150 180L151 182H149L150 186H152V184L154 183L153 184L154 186L150 187V188H152L151 190H153V188L156 187L155 184L157 182L156 185H158L159 187H156L157 188L156 192L154 190L152 191L153 193L155 192V194L157 193V195H158L157 191H161V190L165 189L164 191L166 192V188H165L166 186H164L162 184V179L160 182ZM104 180H102V181H104ZM136 181L137 182H135V183H140V182H138V180H136ZM173 182L176 183V181H173ZM41 183L39 182L40 185H42ZM158 183H161V184H158ZM163 183H165V182H163ZM182 183H180V184H182ZM168 184H170V183H168ZM172 184H171V186H172ZM160 185L164 186V188L161 189L162 187L160 188ZM176 185L177 184H175V187H177ZM194 185H195V183H194ZM195 186H197V185H195ZM112 187L113 186H111V189H112ZM138 187H139V190L141 189L140 191L137 189ZM132 188H134V190H132ZM177 189L175 188V191H177ZM199 189L201 192L199 191ZM124 190H123V192H124ZM192 190H194V189H192ZM113 191H115V189ZM164 191H162L163 195H165V194L168 195L167 192L165 193ZM172 191H173V189H172ZM143 192H144V190H143ZM119 194H121V193H119ZM155 194H154V196H156ZM163 195L161 194V196H163ZM201 195H202V197H201ZM121 196L123 197V194H121ZM159 196H158V198H159ZM144 197L142 196V198H144ZM176 197H177V193H176ZM162 198H163L164 202L162 201V199H160L161 201H159L158 199H156V200H158L159 202H163L165 204L166 199L164 200V198H165L164 196ZM120 200H121V198H120ZM166 201L168 202V200H166ZM171 201L172 200H170V202ZM143 202L145 203V200H143ZM146 202H147V200H146ZM157 204H158L160 209H162L161 207L166 206V205H162V203L160 205L158 202H157ZM173 204H175V203H173ZM173 204H172V206H174ZM177 205H178V203H177ZM147 206L148 205L146 204V207ZM167 206H168V204H167ZM183 207L187 211L185 209H183ZM170 208H171V205H170ZM142 209H143V207H142ZM164 209H165V211L163 212L164 214L162 213L164 216L162 217L161 216L162 214H161L160 215L161 218H165V216H167V215H165V212L166 211L168 212V210L165 207H164ZM173 209L175 210L174 207H173ZM144 211L145 210H143V212ZM155 212L158 214L161 211L158 210ZM173 212H172V214H173ZM185 212L187 213V217H185V218H187L189 220L182 218V216L184 214H186ZM112 213H113V211H112ZM112 213H111V215H112ZM135 213L137 214V216L135 215ZM166 214H168V213H166ZM140 215H142V217L140 216L141 218L139 217L140 220L142 218H146L144 216L145 214L143 215L142 212ZM115 216H119V217L115 218ZM173 217H171V218H173ZM174 218H177V217H174ZM182 219H183V221H181ZM184 219L187 221H184ZM161 221L165 222L167 220L165 218V221L162 219H161ZM135 222H137V221H135ZM158 223L159 222L157 221V225H158ZM167 223H169V220L167 221ZM144 224H146V221L144 222ZM144 224H141V225L144 226ZM163 225H165L164 229H166L167 231L169 230L168 232H170V236L169 235H167V236L171 237L172 231H170V230H172V229H169V228L174 229V227L173 226L171 227V224H170V227H168V229H167L166 225H169V224H166V223L161 224V226H163ZM143 226H140V227L142 228ZM146 226H147V224H146ZM220 226L226 228V229L224 228L225 232L218 233V228L221 229ZM104 228H106V230H104ZM155 228H158L161 230V228H159V226L155 227ZM155 228L153 230L154 234L152 231L151 239H150L151 243L149 245L146 242V238L144 239L142 237L144 240V243L146 242L145 244L143 243V247H146V248H143L141 245V247L143 249L141 248L142 251L139 249L141 251V252H139V254H140L139 256L142 257V255H144V253H145V255H144L145 258L150 257V260L148 262L142 261L143 262L142 264H144V263H146V264H160V258L158 259L157 255L159 256V254H161L159 252H161V250L164 248V246H165L164 244L169 243V240L167 242V240L164 239L165 236L163 235V233L165 232V230L160 232L158 230H155ZM132 229H130V230H132ZM136 229L138 230V228H136ZM145 229H144V227L142 229V230H144L143 235L145 234ZM101 232H103V236L101 235L103 239L102 238L99 239L100 238L99 234ZM158 232H160V233H158ZM157 233H158V235H157ZM104 235H106V236H104ZM120 235H122V237ZM134 235H135V233H134ZM132 236L133 235L130 236V239ZM193 236H195V238ZM97 237H98L99 241L101 240L102 242L103 241L106 242V240L108 239L106 243L103 242L102 244H107L108 245L107 247H109V244H110V247L109 248L103 247L104 249L101 248V250H99L100 249L99 247H93L94 242H95V245H96V242H98V240L96 241ZM188 237H190V238H188ZM199 238L202 239V237H199ZM140 239L141 238H139V240ZM143 240H142V242H143ZM101 241L99 243H101ZM186 241H188V242H186ZM184 242H186L187 244H185ZM120 243H121V241H120ZM102 244H98V245L101 246ZM140 244H142V243H140ZM155 244H156V246H158V248L155 246ZM213 244H215V245H213ZM212 245H213L214 249H213ZM219 245H220V248H217ZM154 246H155V248H152ZM169 246H170V243H169ZM169 246L166 245L165 248H167V247L169 248ZM137 247H139V244ZM148 247H149L151 252H149V250L146 251V249ZM170 248H171V246H170ZM134 249L136 250L135 252H134ZM158 249L159 250L161 249V250L159 251ZM211 249H213L214 253L212 252ZM164 251H165V249L163 250V252ZM183 252H182V254H184ZM203 252L205 253L204 255H206V256L203 255ZM207 253L210 254L208 256L209 261L207 258V255H208ZM168 254H169V252H168ZM168 254L166 252L165 255H168ZM161 255H164V253H162ZM161 255H160V257H161ZM169 255L168 256L171 257V254H169ZM173 256L174 255H172V257ZM205 257L207 259H205ZM226 257H232L231 261L228 260L229 262L226 263L225 261L228 259V258L225 259ZM140 261L141 260L139 259V262ZM175 262H176V260H175ZM136 263H137V261H136ZM162 264H163V262H162ZM180 264H185V263L180 262Z\"/></svg>",
    "mask_w": 264,
    "mask_h": 264
},
{
    "label": "rangeland",
    "instance_id": "obj_2",
    "mask_svg": "<svg viewBox=\"0 0 264 264\" xmlns=\"http://www.w3.org/2000/svg\"><path fill=\"white\" fill-rule=\"evenodd\" d=\"M74 1H75V2L73 3V5L75 4L74 7H76L75 9H77V11H78V7L76 6L78 0H77V1L74 0ZM84 1L87 2V0H84ZM90 1H92V0H90ZM96 1H97V0H96ZM98 1H101V0H98ZM98 1H97V2H98ZM102 1H103V0H102ZM104 1H105V0H104ZM110 1H111V0H109V2H110ZM114 1H115V2H114ZM114 1H112L111 3H109V4L111 5V6H110V5H109V6L112 7V6H113L112 3L114 2V3L116 4V5H114V6L117 8V7L119 6V4H120V6H119L117 9H115L116 11L118 10V12L116 13L115 10L112 11L113 14L110 12V13H111V14L109 13V16H110V17H104L103 19H105V18H106V19H105L104 21L102 20L103 23L101 22L100 19H102V17H103L102 14H105V13H102V12L104 11L103 8L101 9V10H103L102 12L99 11L100 8L98 9V7H99V6L101 7V5H99V2H98V4H95L96 2H95V3H93V2H90V3H89V1H88L87 4H90V6H91V4L93 3V5L95 6V9H96V10H94V12L91 11L92 13H94V14H92L93 16H95V15L97 16L96 18L94 17V20L98 18L99 21H100V22H98V21L95 20V21H96V22H95V21L93 20L94 25H95V23H96V25H97L98 23H99V25H100V23H101V26H103V27H100L99 25H98V26L95 25V27H94L93 24L90 22L91 24L89 23V24H90V25H89V28H91V25H92V28L90 29L91 31H90L89 34H87L86 32H84L85 29L88 30V32H89V28H86V27H88V26L86 25L87 22H86V23H85V22H82V24H80V25H79L80 22H79L78 24H76L77 20H79V19L77 18V16H78V17L81 16V15L83 16V14H84L83 19H84V18L86 19V15H85L86 12H85V13L82 12V14L79 15L80 12H81V10H79L80 12L77 14V13L75 12V11H76L75 9H74L75 11H73V8H72V11H70L71 13L69 12V13L72 15V16H71V15L69 14V15L71 16L70 19L73 20V24H70L72 20H71L70 23H69L70 25H72L70 29H72V33H73V35H74V30H75V35H76V31H77V29H78L81 25H82V26L86 25V27H85V28H82L81 30H80L81 27L79 28V32L77 31L78 33H80L79 35H77V36H79V37H76V36L74 35V40H73V41H75V40H76L75 37L77 38V41H76L77 43H75V44L73 43V45L78 46V47H77V48H78V52H77L78 54H79L80 50L82 49L80 53H82L83 56H81L80 54L78 55V56H80V58H82V57H83V58H86V57L88 56V54H91V55H92V54L95 52V46H94L95 43L99 45V42L101 41V40H100L99 42H95V41H94L95 38H93V37L95 36V33H96V31H97L98 35H96L95 37L99 36L100 33L104 32V33H102L101 35H104L105 38H104L103 36L100 35V37H103V38H100V39H103L102 41L105 40V42H106V40L108 41L109 37H110L111 35L114 34V36H111V37L114 38L113 42L115 41L116 44H115V43L112 44V41H110L111 43H107V44H106L109 48H106V46H102V47H105L108 51H109V49H110V51H113V52L115 51L114 53H116V50L119 49V50H117V54H118V55L120 54V56H121L120 59H119V56H118V59L121 61V62H120L121 64L118 62L119 60H116V58H115V60H116V62H118V63L120 64V65H119V64L117 65L118 67L120 66V67H119V70H120V71H121L122 64H124V65H126V67H128L129 64H128V63L125 64V61H126V60H129V61H130V62H129V63H130V66H129V68H127V71L124 72L123 70H125V69H124V67H123V68H122V69H123V70H122V73H124V75H122V74H120V75H121V77L124 76V78H127V79H126L127 82L124 81V83H125V82L128 83V84L130 85V89H131V88H132V89H131V91H129V89H128V92H127V90H126L127 88L123 87L124 84H122V82H120V81L118 80L120 77H119L118 79H116L115 82L117 83V82L119 81L120 83L118 82V84H120V85L122 84L121 86L123 87V89H122L121 86L119 87L118 85H116L115 82H114V84H115V86H117V87H115L114 84H112V85L114 86V87L112 86L114 89L111 87V92L113 91V94H111V96H112V95H114V96H112V99H111V97H110L111 100L109 99V101H107V102H108L107 105H106V106L104 105L105 109L102 110V111H105V110H106V113L103 112V114H104L103 121L105 122L104 119L107 118V117H106V114H107L108 119L110 120V122L108 121L107 124H109V123L111 124V125H107V124H106L107 127L110 129V130H108V132H106V130H107L108 128L106 127L107 129L104 131V129H102L103 126L101 125V129H102V131H103L102 133H103V135H104V138L107 137L106 139H107L109 142H110V141L115 142L114 140H112L111 138H109V137L112 135L111 137H113V139L116 138L115 140L118 141V142H120V144H121L122 142L119 141V139H118L119 137L117 138L116 135L119 133L118 136L120 135V137H123V138L127 137L126 135H127L128 132H125V131H127V129L130 130V128H128V127H129L130 125H133V126H135V127H134V128H135V132H138V134L140 135V137H143V138H139V136L136 135L137 133H135V132L132 133V134H133V137H134V139H135V141H136V142H135L134 139H133V141H134L135 143H139L140 139H146L150 134H151V137H150V136H149V137H150L151 139H152V137H153L155 134H156L155 137H154L155 139H157L158 137H162V138L165 139V136H166V135L168 136V133H170V136H168V137H171V135H173V136L170 138V141L173 142V143H172V146H171L170 144H169V147L167 146L168 148H170L169 150H167V151H169L170 155H169V153H166L167 151L165 152V151L161 150L159 147L155 146V145L153 144L154 142H153L152 144H150V145H152V148H151V146H150L149 143H148V142L151 143V141L143 142V141L141 140V141L144 143V145H142V142H141V141H140L141 144H140V143L137 144V145L135 144L136 147H138V145H141V147L143 146L145 149H147V148L150 149V148H151V149L154 151L153 153H155L154 156H151V157H153V158H156L157 156L160 157V154H159V153H162V152H165V153L167 154L166 156H169L168 158H166L165 155L162 153V154L164 155V156H163V159H164V157H165L166 159L169 160V161H167V160L164 159V160H165L164 163H166V165L162 162V161H164V160H162V159H161V161L159 160L160 162H162V163L165 165V167L163 166L164 168H163V167L161 168V166H162L163 164L159 163V161H157V160H155V159H153V158H152L153 161L151 160V163H150V164H153L152 167L155 166V167H154V168H155L154 171L156 170V171L158 172V170L156 169V166H157L158 164H161L160 167H159V168H161L160 171H161L162 169H164V170L166 171L165 174H164L165 171L163 172L164 177H166V181H165V178H164V179L160 178V177H162L163 175H161V176L158 175V176H160V177H157V178H156L157 175H155V174H157V172H155V174H154L155 176L153 177V175L151 174V171H153V170H151L152 167L150 166V168H149L150 172H148V173H150V174L152 175V178H154V180H156V179L159 180V178H160V182H161V179H162V184H163L164 186H166L165 188H166V192H167L168 195L165 194V193H166V192L164 191L165 189H164V190H161V191H157V192H158V195H157V193L155 194V192H156V190H157L156 187H159V186L156 185V184H157V182H159V181H157V180H156L157 182L155 181V182H156V184H155L156 187H154L155 189L153 188V190L155 191V192L153 193V192H152L153 190H151L152 188H150V187L154 186V185H153L154 183L152 184V186H150V183H149V182H151V181L154 182L153 179L150 177V178L152 179V180L150 179V180H151V181H150V180H149V176H150V175L148 176V174H146V176H148L147 178H148L149 182H145L146 179H145L144 176H143V175H144V172L148 170V168H147L148 166L145 167L144 163L142 162L141 164H143V166H144V168L142 167L143 174H140L141 171L138 170V171H139V174L142 175L143 179L139 176L138 173H136V172H138L137 169H140V166H142V165H140L139 162L144 161L143 159H145V158H146V159L148 158V153H149V152H146V151H148L149 149L146 150V151H145V149H144V150H143L144 153H143V152L141 151L142 148L140 149V147H139V148H136V149H135L134 145L132 144L133 141H132V142H131V141H128V142L131 143V145H129V143H127L126 140H127V138H129V137H127L126 140L123 139L124 141H126V143H127V145H128V146H127L126 144L124 145V142H123V144H122V145L126 146V147H125L126 150L128 149V150L130 151V149H131V147H132V148L136 151V153H135V151L132 150V151H134V153L131 151V152H132V153L130 152L131 155L133 154V155L135 156V154H138V153H140V154L142 153V154L144 155L145 152H146V156H147V157L144 158V156L141 154V155L143 156V159H141L142 157H139V158L141 159V160L139 159L140 161H137V160H138L137 157H136L137 160H136V158H135V160H136V161L139 163V165H140L139 168H138V166H137L136 170H135V168L132 169V171H133V170L136 171V172L134 171V173H135L136 176L133 174L135 178L129 176V177L131 178V179L129 180V181H131V183L134 182V180L136 179V177L138 178V179H136V180H138V182H140V183H135V182H137V181L135 180V182L133 183L134 188H136V184H137L138 186H140L141 189L144 188V189H142L141 193H142V196H143V197L145 196V197L142 198V196H141V198H140V199H141L140 202H142L143 204H141V206L139 207V208L142 210V211H141V210L139 209V211H140L139 214H138L139 216H137V214L135 213V215L138 217V219L136 218V220H134L133 222L130 220L131 224L137 223V224H136L137 226L134 224V225H133V226H135L134 229H132L133 227L130 226V228H129V231H130V232H124V233H123L124 235L122 234L123 237H122V235H120V236L122 237L121 240H120L121 243H120V241H119V243H116V239H114L115 242H112V238H111V239L109 240L110 242L108 241V243H110L112 246H113V243H114V245H115V244L118 245V246H114V247H115L114 250H116V251H115L116 253L113 251L114 253L112 252L113 254L111 253L110 256H109V255H106V254L103 252L104 255L101 254V258H99V261H100V259H101V263H103V262H104V261H103V260H104L103 258H106V260H107V259H110V258L113 257V255H115V254L118 253V251H119L118 249H119V248H122V247L127 246V245L129 246V245H131L132 243H134V245H135L134 247H135V249L138 250V251L135 252L136 250L134 249V252H135V253L131 252V253H132V256H130V257H132V258L129 259L130 262H131L132 259H133V260H132V264H140V263L142 264L144 261H147V262H148V261L150 260V257L145 258V256H144L145 253H144V255H142V257L139 256V255H140L139 252H141L143 248H146V247H143V243H144L143 238H144V239L146 238V242H147V244L149 245V244L151 243V242H150V239H151L152 231L154 230L155 227H158V226H159V228H161V230L158 229V228H155V230H158V231H160V232H162L163 230H165V232L163 233V235L165 236L164 239H166L167 242H168V240H169V243H170V246H171V248H170L169 243L164 244L165 246H166V245L169 246V248H168V247L165 248V246H164V248H163L162 250L160 249L161 252H159V253H161V254L164 253V255L159 254V256H158V255L156 254V255H157V258H158V259L160 258V264H162V262H163V264H165V263H166V264H167V263H168V264H169V263H170V264H175V263H176V264H178V263L180 264V262L186 264V261H187L188 258H189L187 255H185V251H186V249H187V248L189 249V251L187 250L186 253L189 252V254H190V253H191V250H190V249H192V250H193L192 252H193L194 254L197 253L196 255H198L199 250H197L195 247H197V246L200 247V246H201L200 243H202V242L204 241V239H206V236H207L206 234H207L208 230H207L206 228H205V229H201V228L197 229L196 232L194 233V235H196L197 238H198V239L196 238V240L198 241V245H196L195 247H194V246H189L190 248H189V247L186 248L184 245H182V246H183V248H182V247H181V243H183V242H182V241L180 242V239H181V238H179V237H180V236H179V232L177 233L176 231H178V230H175V229L179 228L180 226L177 225V224H174V225H177V226H179V227L174 226V225H172V222H175V223H178V224H179V223H180V222H179V221H180V218H178V216H181L182 213H183V211H182V212L180 211V210L182 209V208H181V209L179 210L181 214L178 212L179 215H178V214L175 215V213H174L173 211H176V209L178 210V208H180L181 205H184L185 203H186L185 208H186V207L188 208V207H189V205H188L189 200H190V202H192V200H193L194 203L196 202V201H194L195 196H197V197H196L197 199L200 198V197H198V194L200 195L201 193H199V192L197 193V191H198L197 189H198L199 187H200V189H201L202 187L198 185V181H199V180L197 181V179H200V178H198L199 176H200V177H202V176H204V175L206 176V174H203V172H200V170L203 171V168L207 166L206 168H208V169H205L206 171H204V172H207V171H208L207 173H209V172L212 173V166H213V163H214V159L217 158L218 155H220V152H219V149L217 148V145L221 144V141H220L219 144L216 145V148H217L216 150L218 151V153H215L216 151L214 152V150H211V151H210V148H211L210 146H212V145H207V144H209V142H210L208 139H209V138H212L213 135H214V137L217 138V136H216V129H218V127H216L217 125L215 126L216 128L213 126V125H214V121H213L214 119L212 120V121H213V124H209V123H210L211 118H213V117H210V116L212 115L211 112H214V113H215V112L218 110V108H219L218 106H220V105H219L220 102H219V103L216 102V104H215V102H213V103L211 102V105L209 104V106H206L205 103L207 102V101H206V100H207V97L209 98V95H210V94H211V95H210L211 98L213 97L212 95H215V94H216V93L214 94L213 92L216 91V90H215V87H218V84H219L218 82H220L221 80H223V79H222L223 77L226 78L225 75H227V74H225V72L227 73L228 71H224L223 74H222L221 72H222V70H224V69L227 70L226 68H227L228 66L225 67L224 64L227 65L226 61H228V56L226 55V53L228 52V50H229L230 48H229L228 46H227V48H226V45L223 46L224 44L221 46V44H222L223 42H222V43H220V42H221L223 39L221 40L220 35L222 36V38L225 39V35H224L225 33H222L223 35H222V34L218 35V34H219V33H218V34H216L217 36H219V37H216L217 41H216V39H214L215 42H212V44L214 43V49H215V51H217V53H216L217 56L215 55V52L212 51L211 54L214 53L213 55L216 56V57H214V56L211 55V60L214 59V58H215V59L211 61V60L209 59V58H210V55H209V57L207 58V59H209V60L212 62V63H211V62L209 61V62L211 63V66L213 67L212 64H214V65H215V66H214L215 68H216V67L218 68L220 62L223 63V62L225 61V62L222 64V65H224V67L221 66V64H220L221 67H219V70L216 68V69L218 70V72L220 73V75H222L223 77L220 76V75H218L219 73L216 74V72H215L214 70H213V72H212V71H209V70H212V69H214V68H211V69H209V70L207 69L208 67H206V65H208V64H210V63H209V62L207 63L208 60L206 61V59H205V60H203V59H199L197 56H195V57H193V59L191 60V64H190V62H189L190 65H192V63H195V64H193L192 67H193V68L196 67V68H194V69H197V70L199 71V72H198L197 70H193V69H192V72H193V71H194V72L197 71V72H198L197 74L200 75V77H197V76H196L197 74H196V72H195L194 75H195L196 77L194 76V78H195V81H196V82H198V83L200 82V83H201V82H204V81H201V80L206 79L204 83H207V82H208L207 79L210 80L211 77H212L211 79H213V77H214L215 80H216V81L214 80V81H215V84H213V82H212V85H209V86H211L210 88H212L213 86H215L214 88H212V91H213L212 93H210V92H211V89L209 88V86H205L204 88H202V89L204 90V89H206V87H207V89H206V91H205L207 94H206V93L204 94V92H202V90L200 91V93L203 94V95L201 94V96L206 95V96L202 97V99L206 97V98H205L206 100L203 99V101L205 102V103L203 102V104L205 105L206 110H209L210 107L212 106V104H213V106H214V107L212 106V109H211L212 111L210 110V113H211V114H210L209 111L204 110V109H205L204 107L202 108V105H203V104L201 103L202 101L200 102L202 105L196 102L197 99L193 101V102H195V103L190 102V101H192V100H190V98H191V95H190V94H192V97L194 98V96H196V95H195V92L197 91V93H198V90H199L198 88H196L197 86H199L198 84L196 85L195 82H194V83H191V81H193L194 78H193V79H192V77H190L189 79L187 78V80H188L189 82H188V81H185V80H180V79H179L182 83H181L180 81H177L176 79H174V81H176L177 83L174 82V81H173V78H171V77L169 78L170 80H168V77H167V75H166L167 73L163 70V68H162L163 71H162V70H161V71H162V72H165V74H164V73H163V74L160 73L158 68H157L158 71H157V70H154V67L156 66V64L153 66L152 63H151V62H153L152 60L154 59L155 61H157L158 63H160L161 66H162L163 60H162V61H159V57H158V56H160V53H161V52L157 51L156 49L152 50L150 47L147 48V50L150 49V50L148 51V52H150L148 57H149V59H150V57L152 58V60L150 59V60H151L150 64L153 66V69H152V66H148V65H149V64H148V63H149L148 59H146L147 62L145 63V61H146V60L144 59L145 56H141V55H143V54L147 56V55H148V54H147V50L144 48V49H142V51H141V50H139V49H140L139 46H138V47L136 46L137 48L135 47L134 50L132 49V48L134 47V45H136L137 41L133 40V38H132V37H134V36H133L134 34L132 35V30H131L132 27H133V25H132L133 23L131 22V23H132V24H131L132 27H131V26H130V23H129L130 21H129V22L127 21V19H128L127 16L129 17V15L131 14L130 12H132V10H130V8H129L128 6H131V5L134 6V3L132 4V2H134L135 0H131V1H132V2H130L131 4L129 3L130 0H127V1H126V0H125V1H124V0H117V3H118V4L116 3V0H114ZM118 1H119L120 3H119ZM121 1H122V2H121ZM149 1H150L149 3L154 2V0H152V1L149 0ZM168 1H169V0H167V2H168ZM183 1H184V0H181V2L179 1V2H180V3H179V4H180V7H179L180 9L183 8V7H181V6H182L181 4H182ZM190 1L192 2V0H190ZM190 1L188 0V2H190ZM196 1H197V0H194V2H192V4L194 3V5H192L191 2H190V4H191L192 7L196 5L195 7H196V8L198 7V9H197L196 11H198V12L193 11V10L195 9V7H193L194 9L192 10V8L189 6V7L191 8L190 11H192L191 13L194 12V13L192 14V16L196 13V14H195V17H196V15H198L200 12L202 13V11L204 10L203 7L208 8V7H209V4L212 3V2H214L215 0H212V1H210V0H207V1H206V0H204V1L201 0V2L197 1V2H199V3H197ZM216 1H217V0H216ZM222 1H223V2H222ZM225 1H226V0H225ZM232 1H233V0H228V2L233 3L234 1H233V2H232ZM238 1H239V0H236V2H238ZM256 1H257V0H256ZM260 1H261V0H260ZM262 1H264V0H262ZM262 1H261L260 3H262ZM123 2H124V3H123ZM125 2H126V4H125ZM127 2H128V3H127ZM157 2H158V1L154 2L153 7L157 6V5H155ZM160 2H161V4H163V5H159L160 8H161L162 6H164L165 4H167V2L164 1V0H160L158 3L160 4ZM184 2L186 3V0H185ZM195 2H196V3H195ZM217 2H218V1H217ZM221 2L224 3V0H221ZM226 2H227V1H226ZM236 2H234V3H236ZM101 3H102V2H101ZM158 3H157V4H158ZM263 3H264V2H263ZM85 4H86V3H85ZM123 4H124V5H123ZM128 4H130V5H128ZM179 4H178V5H179ZM186 4H187V3H186ZM96 5H99V6H96ZM103 5H105L104 2H103ZM103 5H102V6H103ZM122 5H123V6H122ZM126 5H127V7H126ZM199 5H200V6H199ZM203 5H205V6H203ZM86 6H87V5H86ZM88 6H89V5H88ZM90 6H89V7H90ZM114 6H113V7H114ZM133 6H132V7H133ZM159 6H157V7H159ZM207 6H208V7H207ZM96 7H97V8H96ZM115 7H114V8H115ZM124 7H125V10H124ZM90 8H91V7H90ZM121 8H122V9H121ZM160 8H159V9H160ZM179 8H178V11H179ZM199 8H200V10H199ZM93 9H94V8H93ZM93 9H92V10H93ZM128 9H129V10H128ZM133 9H134V7H133ZM155 9L157 10L158 8H153L154 11H155ZM159 9H158V12H159ZM1 10H2V9H1ZM1 10H0V11H1ZM160 10H161V9H160ZM183 10H185V9L183 8ZM183 10H181V13L183 12ZM201 10H202V11H201ZM2 11H3V10H2ZM2 11H1L0 13H2ZM7 11H8V9H6V14H7ZM95 11H96V12H95ZM123 11H127L126 14H125ZM154 11H153V12H154ZM199 11H200V12H199ZM204 11H205V10H204ZM11 12H12V13H11ZM11 12H10L11 14L14 13L13 11H11ZM72 12H73V13H72ZM87 12H88V11H87ZM91 12H89V14H90ZM99 12H100V14H99ZM121 12H123V13H121ZM155 12H156V11H155ZM261 12H262V11H261ZM75 13L77 14V16H76ZM96 13H97V14H96ZM101 13H102V14H101ZM128 13H129V15H127ZM181 13H179V14H180L181 16L183 15V16H184L183 18H186L185 16H187V18H188V14H186V13H188L187 10L184 12L186 15H184V13H182V14H181ZM253 13H254V12H253ZM253 13L250 12L248 17H249V19H250V18L253 19V17L255 18V20H253V25H254V28H255V34H254V32H253V29H254V28L251 30L252 27L249 26V28H248V26H247L248 24L245 25V23H244L243 25L247 26V27H245L246 30L239 29V30L237 31L236 34H233L235 37L232 36V37L230 38V40L233 39L232 44H231L232 46H233V44L237 45L238 42H241V40L239 39V38H240L239 35H240V32H241L240 30H242V32L244 31V32H243V35H242V32H241V36H242V37H243L244 35H246L247 32L249 33V34L247 33V34H248V35H247L248 37H250V36H249L250 34H251L252 37H253L254 35H256L257 37H256V36L254 37V38H256V39L253 38V40H255V41H256V40H261V39L264 37V33H262V32H264V21H263V20H264V11L262 12V13H263L262 15H259V14H258L259 16H256V15H257V12H256V14L254 13V15H253ZM6 14H5V10L3 11V16L0 14V16H2L1 19H0V20H1V22H0V28H1V29H2V27L6 28V27H8V26H11V24H13V23H11V21L14 19V18H12L13 15H12V17H11V14H10V15L7 14L8 16H7ZM14 14H15V13H14ZM74 14H75V15H74ZM89 14H88L87 16H88L89 18H91ZM116 14H117V15L120 14V16H122V15H123V16L120 17L119 15L117 16ZM203 14H204V15H202V14L199 15V17H201V18H199V17L197 18V17H196V19H198V20H196V21H198L199 23H197V22L194 20V19H195L194 16H193L194 18H193L192 16L189 17V18H188V20L190 19L189 21H188L187 19H185V21H186V20L188 21V24H187V28H186V29H189V33L191 32V34H194V32H195V34H194L193 36L196 35V31H197V30H194V29H196L197 27L200 26V22H201V26H202V28H203V27L206 26V25H207V27H208V24H207V23H209V24L211 25V24L214 23V21H215V20H214V21H213V20H210L211 18H209V16H208V18L206 19V18H205V13H203ZM260 14H261V13H260ZM115 15H116L118 18H117ZM15 16H16V14H15ZM73 16H74V17H73ZM75 16H76V18H75ZM260 16H261V17H260ZM3 17H4V18L6 17V18H5L6 20L3 19ZM7 17H9V20H8ZM111 17H112V18H111ZM113 17H115V18H117V19L115 20V18H113ZM125 17H126L127 19H126ZM73 18H75V19H73ZM79 18H80V17H79ZM89 18H88V20H89ZM108 18H111V20L108 19ZM121 18H122V19H121ZM124 18L126 19V21H127L128 23H126V22L124 21ZM192 18H193V19H192ZM212 18H214V17H212ZM262 18H263V19H262ZM76 19H77V20H76ZM112 19L115 20L116 22L114 21V23H113V22H112V21H113ZM119 19H120V20H119ZM153 19H154V18H153ZM202 19L204 20V22H203ZM208 19H209V20H208ZM214 19H216V18H214ZM230 19H232V21H233V16H232ZM234 19H235L234 21H236V18H234ZM2 20H3V21H2ZM10 20H11V21H10ZM91 20H92V19H91ZM108 20H109L110 22H109ZM217 20H218V21H217ZM217 20L215 21V23H217V22H219V21H220V22H224V21H225V20H224V21H221V19H218V18H217ZM13 21H15V19H14ZM13 21H12V22H13ZM75 21H76V22H75ZM82 21H86V20H82ZM117 21H119V22H117ZM187 21H186V22H187ZM212 21H213V22H212ZM3 22H4V24H1V23H3ZM6 22H8V24H9V22H10V25L6 24ZM97 22H98V23H97ZM123 22H124V24H123ZM186 22H185V23H186ZM195 22H196V24H198L199 26L196 27V26H195ZM220 22H219V23H220ZM249 22H250V21H249ZM83 23H84V24H83ZM104 23H107V24L105 25ZM117 23H118V24H117ZM125 23H126V25H125ZM190 23H191V24H190ZM204 23H206V24H204ZM215 23L212 24L211 28L213 27V25H216ZM246 23H248V22H246ZM102 24H103V25H102ZM115 24H116V25H115ZM119 24H121V25L123 24V25H122L123 27H126V26L128 25L129 27H131V29L126 30L127 27H126L125 29H123L122 26H121V27H120V26L118 27ZM249 24H251V23H249ZM4 25H5V26H4ZM70 25H69V27H70ZM78 25H79V26H78ZM104 25H105V27H104ZM109 25H112V26H110V27H112V28L115 29V30H114V33H113V29L111 28V29H112V30H111L110 27H109ZM114 25H115V26H114ZM124 25H125V26H124ZM219 25H222V24H221V23H220V24L217 23V25H216L217 27L215 26V28H216V30H217L218 32L221 33V28L223 29V27H221V26H219ZM1 26H2V27H1ZM77 26H78V27H77ZM201 26H200V27H201ZM222 26H223V25H222ZM251 26H252V25H251ZM115 27H116V28H115ZM192 27H193L194 29H193ZM195 27H196V28H195ZM207 27L201 29V31H198V33L200 32L199 34H201L200 37H202V36L204 37V42L202 43L203 46H205L204 43L207 44V42H208L207 40L212 41V38L216 36L214 33H213V36H210V35H212V34H211V31L216 32L215 28H214V29L212 28V29H213V30H212V29H210V26H209L208 28H207ZM219 27H221V28H219ZM4 28H3V29H4ZM94 28H96V29L98 28V30H100V31H98V30L95 31ZM99 28H100V29H99ZM101 28H102V29H101ZM190 28H192V30H194V31H192ZM241 28H242V26H241ZM247 28H248V30H247ZM3 29H2V31H3ZM92 29L94 30V32H93ZM104 29H106V31H105ZM109 29L111 30V32H110ZM116 29H117V30L119 29V31H117ZM198 29H199V28H198ZM205 29H207V31H206ZM218 29H219V30H218ZM243 29H244V26H243ZM82 30H83V32H84L83 34H87V35H89V36L92 34L91 32H93V34H92L91 37H87V38H86L87 40H88V38H89V40L87 41L88 43L86 42V43L83 44V41H85L86 39H81L82 42H81V43L79 42V39H80L81 37L84 36V35L82 34V36L80 37V35H81V33H82ZM107 30L111 33V35H110V33H108L109 35H106L107 32H108ZM204 30H205V33H204ZM210 30H211V31H210ZM214 30H215V31H214ZM101 31H102V32H101ZM120 31H121V32H120ZM129 31H131V32H129ZM208 31H209V33H208ZM246 31H247V32H246ZM249 31H250V32H249ZM105 32H106V34H105ZM116 32H117V36H116ZM119 32H120L122 35H121ZM202 32H203L204 34H203ZM206 32H207L208 35L206 34ZM245 32H246V33H245ZM251 32H252V33H251ZM97 33H96V34H97ZM112 33H113V34H112ZM118 33H119V36H118ZM129 33H130V34H129ZM216 33H217V32H216ZM244 33H245V34H244ZM2 34L4 35L5 33L2 32ZM2 34H0V39H1V37H2ZM7 34H8V33H7ZM7 34H6V35H7ZM199 34H197V35L199 36ZM209 34H210V35H209ZM252 34H253V35H252ZM257 34H258V35H257ZM6 35H5V36H6ZM87 35H85L83 38H85ZM93 35H94V36H93ZM137 35H138V34H137ZM226 35H227V34H226ZM123 36H124V37H123ZM127 36L129 37V39H128ZM139 36H140V35H139ZM111 37H110V38H111ZM236 37H237V38H236ZM238 37H239V38H238ZM245 37H246V36H245ZM245 37H244V38H245ZM248 37H246L245 40H247V41L249 42V38H248ZM2 38H4V37H2ZM90 38H91V39H90ZM106 38H107V39H106ZM124 38H125V39H124ZM136 38L138 39V36H135V39H136ZM141 38H142V37H141ZM205 38H206V39H205ZM218 38H219V41H218ZM250 38H251V37H250ZM98 39H99V38H98ZM118 39H119V40H118ZM121 39H122V40H121ZM139 39H140V38H139ZM142 39H143V38H142ZM142 39H141V41H142ZM226 39H227V38H226ZM226 39H225V40H226ZM238 39H239V40H238ZM241 39H242V38H241ZM81 40H80V41H81ZM91 40H92V43H93V44L90 46V47H91V48H90V47L88 46V44H90V41H91ZM109 40H110V39H109ZM123 40H124V41H123ZM126 40H127V41H126ZM220 40H221V41H220ZM243 40H244V39H242V41H243ZM245 40H244V43H246ZM251 40H252V38L250 39V42H251ZM253 40H252V44H253ZM1 41H2V40H1ZM93 41H94V42H93ZM97 41H98V40H97ZM117 41H118V42H117ZM131 41H132V43H131ZM133 41H134V42H133ZM200 41H201V40H200ZM200 41H199L198 45L200 46V48H202L203 46L201 45V42H202L203 40H202L201 42H200ZM237 41H238V42H237ZM108 42H109V41H108ZM123 42H124V43H123ZM128 42H129V43H128ZM138 42H140V41H138ZM226 42H227V41H226ZM2 43H3L4 45L6 44L5 41H4V42H0V44H2ZM32 43H33V42H32ZM32 43H31V45H33ZM118 43H119V44H118ZM133 43H134V45H132ZM224 43H225V42H224ZM241 43H242V42H241ZM241 43H240V44H241ZM34 44H35V43H34ZM37 44H38V43H37ZM37 44H35L34 46H36ZM85 44H86V48L88 49V47H89V49L92 50L93 53H92V51H91V52L88 51L89 49L87 50V49L85 48ZM100 44H101V43H100ZM121 44H123L124 47H123V45L121 46ZM138 44L141 45V43H138ZM144 44H145V43H144ZM240 44H239V45H240ZM246 44H247V43H246ZM246 44H245V45H246ZM249 44H250V43H249ZM4 45H0V47H1V48H0V57H1V58H0V62L2 61V58H5V55H7V51H6V54H5V50H4V49H6V48H4ZM25 45H30V43H29V44H25ZM31 45H30V47H31ZM38 45H39V44H38ZM38 45H37V47H40V45H39V46H38ZM98 45H97V46H98ZM111 45H113V46H111ZM116 45H117L118 47H117ZM142 45H143V41H142ZM146 45H147V43H146ZM146 45L143 46V47H146ZM198 45H197V46H198ZM228 45H230V44H228ZM235 45H234V46H235ZM239 45H238V48L240 49V47H241L243 44H242L240 47H239ZM250 45H251V44H250ZM250 45H248V44L246 45V47L249 46V48H248V49H249V52H245V53L239 54V53L241 52V49H242V48L240 49V52H235V49H234V51H233V53L235 52L234 54L238 57V59H240V62H241L242 64L245 63V65H244V66H245L244 69L246 68V70H244V69L241 68L243 65H242V66L239 65L240 62H239L238 60H237V61H238L237 63H236V62H235V63L233 62V64L230 63V64H228V65H229V66L231 65V68H232V67H234V66L237 64L238 68H240L241 73L239 72V69H237V67L235 66V67H236V71H238V72L240 73V74H238V73L235 71V72L237 73V74L235 73V75H236V76H237V75H242V76H238V77H241V79H244L243 77H245V76H246L245 79H248V76L245 75V74H246L245 71L247 72V74L250 73L252 76L250 75L251 78L249 77L248 80H250V81H251V85H253V84H252V83H253L252 81L254 80V78L252 79V77H253V75H254V74H253L254 72H255L254 77H256V76L258 75L259 78H260V79H259V78L257 77V78L259 79V80H258V83H259V81L261 80V78H264V77H262V76H264V72H263V75H262V73H260L261 71H264V69H262V66H260V64L264 63V50H263L264 48H261L262 50H260V49L257 50V49H256V46H255V42H254V46H255V50H254V46H253V45L250 46ZM119 46H120V48L122 47V49H120ZM201 46H202V47H201ZM5 47H6V46H5ZM26 47H27V46H26ZM28 47H29V46H28ZM83 47L85 48V50L83 49ZM110 47H111V48H110ZM235 47L237 48V46H235ZM243 47H245V46L243 45ZM252 47H253V48H252ZM3 48H4V49H3ZM24 48H25V47H24ZM75 48H76V47H75ZM77 48H76V51H77ZM138 48H139V49H138ZM141 48H142V47H141ZM193 48H194V47H193ZM228 48H229V49H228ZM257 48H259V47H257ZM26 49H27V48H26ZM97 49H98V47H96V51H97ZM126 49H127V50H126ZM129 49L132 50V51L134 52V54H133V52H132V55L129 54V53H127V51H128ZM135 49H136V50L138 49V50H137L138 53H135V51H136ZM224 49H228V50L226 51V53H225V50H224ZM239 49H236V50L239 51ZM124 50H125L126 52H124ZM143 50H145L146 53H145V51L143 52ZM243 50L246 51L247 49L244 48ZM259 50H260V51H259ZM85 51H86V52H85ZM87 51H88L89 53H88ZM118 51H119L120 53H118ZM139 51H140V56L142 57L143 61L145 60L144 62L139 61L140 59H139V60H138V59L136 60V58L139 57ZM218 51L221 52V55H220V53H219ZM222 51H223V52H222ZM113 52H112V53H113ZM199 52H200V51H199ZM242 52H243V51H242ZM256 52L259 53V54H257ZM260 52H263V54H261V55H262V59H263L262 62H261V59H259V57L261 56V55H260ZM142 53H143V54H142ZM236 53H237V54H236ZM248 53H249V58H248V56H246V57H247V61H246V57H244V58H243V57H240V58H239V55H240V56H242V55L245 56V55H247ZM2 54H3V55H2ZM136 54H137V55H136ZM154 54H155V55H154ZM196 54H197V53H196ZM218 54H219V55H218ZM238 54H239V55H238ZM250 54H251L252 56H251ZM1 55H2V56H1ZM150 55H151V56H150ZM161 55H162V54H161ZM7 56H9V54H8ZM7 56H6V59H7ZM115 56H116V54H115ZM115 56H114V57H115ZM135 56H137V57H135ZM154 56H156V58H154ZM218 56H219V57H218ZM250 56H251L252 58L254 57V58H253V61H254V62H252V64L254 63V64L258 65L257 67H255L254 64L251 65V59H252V58L250 59ZM36 57H37V56H36ZM40 57H42V55H41V56H40V55L38 56V58L41 60ZM91 57H92V56H91ZM114 57H113V58H114ZM161 57H162V56H161ZM212 57H214V58H212ZM83 58H82V59H83ZM122 58L125 59L124 62H123ZM139 58H140V57H139ZM146 58H147V57H146ZM222 58H223V59H222ZM241 58H242L243 60H241ZM86 59H87V58H86ZM88 59L91 60V59H93V58L88 57ZM161 59H163V58H160V60H161ZM194 59H195V60L197 59L198 64H197L196 62H194V61H195ZM226 59H227V60H226ZM244 59H245L246 62L244 61ZM254 59H256V60H254ZM4 60H5V59H4ZM4 60H3L4 67H1L3 64L0 65V70H1V68L3 69V68L6 67L5 69H3L4 72H3V70L0 71V76H1V77H0V78H1V79H0V83H1V81H2L1 85L3 84V86H0V87H1L0 89H2V92H0V93H2V94H0V95H1L0 97L3 98V99H4V96H3V95H7V94H3V93L6 92V91H9V92L11 91L12 88L10 89V87H9L10 85H12L11 87H14V88L17 87V89L20 90L19 87H22V86H20V84L23 85L22 82H23V79H24V78H22L23 75H24V73H22V69H21L19 66H17L16 68H15V67L11 68L10 66L13 65V64H9L10 66L8 65V67H10V68H11V71H12V72L14 71V72H13V73H12V72L10 73V72L8 71V69H10V68L7 67V65H6L7 63H5V62H7V61L9 60L8 63H12V62H10V61H11V60H10V57L8 58L7 61H6V60L4 61ZM112 60H113V59H112ZM112 60H111V61H112ZM217 60H218V61H217ZM221 60H222V61H221ZM249 60H250V61H249ZM259 60H260V61H259ZM92 61H93V60H92ZM92 61H90V62H92ZM113 61H114V60H113ZM137 61L142 62V66H141V68L145 65L144 68H142V69H141L140 67H138V68H139L138 70H142L143 73L146 74V76H143L144 74L142 73V71H140V72H141L140 75H139V72H138V76L140 77V81L142 82V86H141V88H142V91H141V92H142V93H141V94H142V95L144 94V96H142L141 94H139V92H140V91H139V86H138V83H139V82L137 83L136 80L134 79V81L137 83V84L135 85V84H134L135 82H132V81H133V80H132L133 75L130 74V71H134V73H133V72H131V73H133V74L135 75V74H136L135 70H137V68H136L135 70H133V67L135 68L136 65H137V66H140V65H141L140 63H139L140 65H139V64H136ZM199 61H200V62H199ZM204 61H205V62H204ZM213 61H214V62H213ZM215 61H217V62H215ZM219 61H220V62H219ZM242 61H243V62H242ZM248 61H249L250 64L247 63ZM256 61L261 62V63H257ZM184 62H185V61H184ZM218 62H219V63H218ZM1 63H2V62H1ZM1 63H0V64H1ZM14 63H15V62H14ZM39 63H40L39 66L41 65L42 70L44 69V70H43L44 72H42V73H45V68H46V66L44 65V67H43V63H45V62L41 63V61H40ZM114 63H115V62H114ZM137 63H138V62H137ZM143 63H145V64H143ZM154 63H155V62H154ZM204 63H205L206 65H205ZM217 63H218V64H217ZM246 63H247V64H246ZM45 64H46V63H45ZM116 64H117V63H116ZM146 64H148V65L146 66ZM160 64H159V65H160ZM216 64H217V66H216ZM234 64H235V65H234ZM248 64H249V67H247ZM5 65H6V66H5ZM124 65H123V66H124ZM127 65H128V66H127ZM194 65H196V66H194ZM198 65H199V66H198ZM232 65H234V66H232ZM250 65H251V66H250ZM208 66H209V65H208ZM211 66H210V67H211ZM252 66H254L253 68H255V71L250 70V71L248 72V71H247V68H248V69H253V68H251ZM41 67H39V70L41 69ZM145 67H146L147 69H146ZM150 67H151V68H150ZM156 67H159V66H156ZM210 67H209V68H210ZM222 67H223V68H222ZM235 67H234V68H235ZM260 67H261V70H259V71H260V72H259L258 69H259ZM189 68H190V67H189ZM220 68H221V70H220ZM228 68H229V67H228ZM231 68H230V70H229V69H228V70H229V71H232ZM257 68H258V69H257ZM263 68H264V65H263ZM12 69H14V70H12ZM144 69H146L147 72H148V70H149V71L151 70L150 72L152 73L153 76H155V77L153 78V80L155 79V81H157V79H158V80H159L158 82H160V86H162L161 84H164V86L166 85L165 88H167V89H168V87H171V86H172V87H171V90H169L168 92L161 91V87L158 88V87L156 86V85H158V83L155 82L156 85L153 83L154 81H153L152 78H151V77H153V76H151V73H147V72H145L146 70L144 71ZM190 69H191V68H190ZM241 69H242L243 71H242ZM256 69H257V72H256ZM23 70H24V69H23ZM119 70H118V71H119ZM128 70H129V71H128ZM5 71H6V72H5ZM7 71L10 73V75H13V76L10 77V76L8 75V76H9L8 78H7V76H6V78L4 77V80H2L4 73H5V75H7V73H8ZM20 71H21V72H20ZM154 71H155V72H154ZM251 71H252L253 73H252ZM1 72L3 73V75H2ZM16 72H17V73L20 72V74H23V75L20 76L21 78H19V79L22 81L21 83H19V86H18L17 84H18V82H19L20 80H18V79L16 78V77H18V75H17ZM190 72H191V71H190ZM192 72H191V73H192ZM242 72L244 73V75H243ZM15 73H16V74H15ZM39 73L41 74V71H39ZM119 73H121V72H119ZM125 73H126V74H125ZM155 73H156V75H155ZM213 73H214V74H213ZM258 73H260V74H258ZM117 74H118V73H117ZM147 74H149L151 77H150L149 75H147ZM161 74H162V75H161ZM224 74H225V75H224ZM15 75H16V77H15ZM43 75H44V74H43ZM43 75H42V76H43ZM50 75H51V74H48V76L45 75V76H47V77L44 76L43 78L49 80L48 77H52V75H51V76H50ZM188 75L191 76V74H189V72H188ZM199 75H198V76H199ZM205 75H206V76H205ZM207 75H209V76H211V77L209 78ZM217 75H218V76H217ZM260 75H262V76H260ZM118 76H119V75H118ZM118 76H115V77H118ZM138 76L136 75V79H138V78H137ZM192 76H193V73H192ZM13 77H15V78L17 79V84H16V85H13V83L15 84V82H16V81H15L16 79H14ZM143 77H146V78H143ZM182 77H183V76H182ZM182 77H181V79H182ZM207 77H208V78H207ZM221 77H222V78H221ZM238 77H237V78H238ZM52 78H53V77H52ZM124 78H122L121 81H123ZM6 79H8V80H6ZM12 79L14 80V82H13ZM44 79H43V80H44ZM53 79H54V78H53ZM53 79L51 80V78H50V81H52V83H50V84H52V85H51V86L47 85V90L50 91L49 93L53 92V91H52L53 89H54V92H55V88H56V87H54V86H56L57 84L55 83L56 85H54V83H53L54 80H53ZM145 79H147V80H145ZM190 79H192V80H190ZM197 79H201V80H197ZM238 79L240 80V78H238ZM245 79H244V80H245ZM251 79H252V80H251ZM117 80H118V81H117ZM160 80H162V81H160ZM244 80H243V81L241 80V81L244 82ZM248 80H245V82H244V83H245V86L248 85V84H246V81H248ZM256 80H257V79H256ZM262 80H264V79H262ZM262 80H261V81H262ZM3 81H4V82H3ZM5 81H7V82H5ZM8 81H9V83H8ZM44 81H45V80H44ZM137 81H139V79H138ZM147 81H149V83H148ZM171 81H173V82H171ZM10 82H11V83H10ZM12 82H13V83H12ZM46 82H48V84H49V81H46ZM143 82H144V83H143ZM162 82H163V83H162ZM183 82H184V83H183ZM237 82H238V81H237ZM237 82H236V83H232L233 86H236V87H240V86H241V87H242V86L244 85V84H243L242 82H240V81H239V83H237ZM256 82H257V81H255V84H256ZM4 83H5V84H4ZM6 83L9 84V85H7ZM130 83H132V84H130ZM146 83L149 85V87H148V85H146ZM172 83H174V84H172ZM200 83H199V84H200ZM209 83H210V82H208V84H209ZM216 83H217V84H216ZM247 83H248V82H247ZM260 83H261V82H260ZM260 83L258 84V86L261 87L262 84H260ZM46 84H47V83H46ZM46 84H45V85H46ZM128 84H125V86L128 85ZM140 84H141V83H140ZM140 84H139V85H140ZM144 84H145V85H144ZM175 84H176L177 86H176ZM180 84H183V85H180ZM189 84H190V85H189ZM193 84H195V85H193ZM210 84H211V83H210ZM234 84H235V85H234ZM236 84H240V86H238V85H236ZM263 84H264V83H263ZM6 85H7L8 87H7ZM143 85H144V86H143ZM173 85H174L175 88H176V87L178 88V89H177L178 91L173 87ZM249 85H250V83H249ZM251 85H250V86H251ZM256 85H257V84H256ZM164 86H163L162 88H164ZM181 86H182V87H181ZM254 86H255V85H254ZM258 86H257V87H258ZM4 87H7L6 90H5ZM59 87H60V86H58V88H59ZM146 87H148V90H149V91H147L148 93H146ZM199 87H201V86H199ZM229 87H232V86H229ZM241 87H240V89L238 88L239 90L237 89L236 91H239V92L241 93V91H240V90L242 89ZM251 87H252V89H253V86H251ZM251 87H250V89H251ZM255 87H256V86H255ZM262 87H263V85H262ZM3 88H4L5 91H3ZM14 88H13V89H14ZM51 88H53V89H51ZM58 88H56V90H57ZM115 88H116V89H115ZM165 88H164V90L166 91ZM172 88H173L174 91H172ZM179 88H180L181 90H180ZM184 88H185V89H184ZM245 88H246V87H245ZM245 88H243L242 91L245 92ZM247 88H248V86H247ZM247 88H246V89H247ZM7 89H8V90H7ZM112 89H113V90H112ZM120 89L123 90V91H124V89H125V90H126L125 93L127 92L126 94H128V93L130 92L128 95H130L133 91H134L136 94H139V95H138V96H139V99H141V100H139V99L137 100V101H138V107H139V110L142 109L141 111H144V113L146 112L147 115H148L147 117H149V118H148L149 121H147V123L149 122L150 124H153L152 126H150V127H152V129H151L150 131H146V132H144V133L146 134L147 132L150 133V132L152 131L149 135H148V133H147V135H148V136L146 135L147 137L145 136V134H142V133L140 134V131H139L140 129H139V130L136 129V125H135V122H136L137 120H138V124H140V123L143 124V123H145L146 120H148V119H146L144 122H141V120L147 118V117H146V113H145V116H142V115H144V113H143V114H140L141 117H144L143 119H137V120L134 121V122L131 121V119L135 120L136 118H138V115H139V112H140L139 110H137L138 108H136V107H137V105H136L137 102H136V104H135V103L132 104V106L135 104V105H134V108H135L136 110H135V109H132L133 107H130L131 104L129 105V102L132 103V102L130 101L129 97H131L132 94H133V96H134V94H135L134 92H133L129 97L127 96V98H126V94H123L122 91H121L120 93H118V94L121 96L122 99H125V100H123V102H124V101H126V102L129 101V102H127L128 104H126V102H125V104L122 103L120 107L124 108V106L127 105V106H129L128 109H129V108L132 109L131 112L135 110V112H132V113L128 112V113L130 114L129 116L132 115L133 118L131 117V119H130V124L128 123V120H129V119L127 120V123H128V125H129V126L126 125V126H127V129H125L126 127L124 126V127H122V129L124 128L125 131H124V129H123V130H122V129L120 130V128H121L120 126H122V125H119V124H120V123H126V121H123V120H122V122H121L120 119H122V117L125 118L127 115L122 116V115H123V113H122L123 110H122L121 108H120V111H119V112H121V110H122V112H121L122 114L119 113V112H117V111L119 110V108H118L117 106H119L120 104L118 105V104H116L117 102L114 103V102L112 101V100L114 99V97H115L114 92L117 93V92L120 91ZM143 89H144V90H143ZM169 89H170V88H169ZM196 89H198V90H196ZM208 89H209V90H208ZM255 89H256V88H255ZM117 90H119V91H117ZM132 90H133V91H132ZM140 90H141V89H140ZM162 90H163V89H162ZM175 90H176V91H175ZM189 90H190V91H189ZM195 90H196V91H195ZM257 90H260V89H257ZM261 90H262V88H261ZM263 90H264V88H263ZM0 91H1V90H0ZM13 91H14V90H13ZM60 91H61V90H60ZM138 91H139V92H138ZM170 91H171V94H170ZM182 91H183V93H182ZM208 91H210V92H208ZM236 91H235V92H236ZM9 92H8V93H9ZM150 92H151V93H150ZM173 92H174V93H173ZM176 92H178V93H177V98H179L180 101L176 98ZM6 93H7V92H6ZM10 93H11V92H10ZM12 93H13V92H12ZM49 93H48V94H49ZM55 93H56V95H55L54 93H53V94H50L51 97L49 96V98L52 100V97H53L52 95H55V96H54V97H55L54 100H55V102H56V101H57V98H58V100H60L59 97H58L59 95H58L57 93H59L60 95H61V93H60L59 91H56ZM121 93H122L123 95H121ZM149 93H150V94L154 93V95L157 94V95H156L157 97H158L159 94H160V95H159L160 97H161V95H163L164 97H166L167 100H166L165 98H163V99L161 100V98L158 97V99H157V98L155 99L154 95H153V96L151 95L152 97H154L155 100H157V101L159 100V101H158V103H157V102L155 103V101H154V102H151L152 100H149V101H150V104H151V103H154V104H157V106H158L159 104H161V107H162V108L160 107V109H162L161 111H163V109H165V107L167 108V106L170 105V106L168 107L170 111L167 112V113H169L170 116H172V115L175 114L174 116H172V117L175 118V119L173 118V119H174V122H173V120L171 119L172 117H168V118H170L171 122H170V120H168L167 115L169 116V114H166V112H163V113L160 112V113H159V108H157V107H155V108H156V110L158 109V112L155 111V110L153 109L154 107L152 108V109L154 110V111H153V110L151 109L152 104L150 105L149 103L145 102V99L143 100V98H144L145 96L147 97V94H149ZM167 93H168V94H167ZM193 93H194V94H193ZM208 93H209V94H208ZM225 93H226V92H225ZM240 93H237V94H236V93H229V92H228V93H226V94H229V96H227V98H229V97H231V96H233V97L235 96V97H236L237 95L239 96V97L237 96V98H240V96H241V94H243V92H242L241 94H240ZM150 94H149V95H150ZM181 94H184V97H185V98H184L183 95H181ZM235 94H236V95H235ZM239 94H240V95H239ZM140 95H141V96H140ZM172 95H173V96H172ZM224 95H225V94H224ZM224 95L221 96V102H222V100H223V101L225 100V97H226V96H224ZM7 96H9V94H8ZM109 96H110V94H109ZM116 96H117V94H116ZM135 96H137V95H135ZM138 96H137V97H138ZM54 97H53V98H54ZM137 97H136V98H137ZM146 97H145V98H146ZM149 97H150V96H149ZM152 97H150V98L153 99ZM167 97H168V98H167ZM173 97L175 98V99H174V100H175L174 103L177 104V106L174 105V103H172V102H173ZM181 97H182V98H181ZM196 97H198V99H199V98H200V94L197 95ZM223 97H224V98H223ZM233 97L229 98V99H230L229 104L231 103V101H232V102H236V101H237V100H236L237 98L235 99V97H234V98H233ZM1 98H0V101L2 100ZM5 98H7V97H5ZM108 98H109V97H108ZM115 98H116V97H115ZM118 98H119V96L117 97L116 101H118V100L120 101V99H118ZM136 98H135V99H136ZM193 98H191V99H193ZM222 98H223V99H222ZM227 98H226V100H227ZM47 99H48V98H47ZM50 99H48V101H49ZM61 99H62V98H61ZM127 99H128V100H127ZM148 99H149V98H147L146 100L148 101ZM154 99H153V100H154ZM164 99H165V100H164ZM182 99H183V101H182ZM202 99H200V100H202ZM229 99H228V101H229ZM231 99H232V100H231ZM234 99H235V100H234ZM114 100H115V99H114ZM131 100H132V98H131ZM133 100H134V97H133ZM184 100H185V101H184ZM187 100H188V101H187ZM208 100H210V98H209ZM233 100H234V101H233ZM101 101H103V100H101ZM119 101H118V103H120ZM135 101H136V100H135ZM139 101H142V103L145 102V104H147V105L149 106V108H148V106L143 107V106H145V104H141V102H139ZM169 101L171 102V104H170ZM181 101H182V102H181ZM228 101H227V102H228ZM2 102H3V101H2ZM2 102H0V103H2ZM55 102L53 101L54 104H55ZM111 102H112L113 104H115L116 106L113 105V107H112V105H111L112 103H111ZM166 102H167V103H166ZM184 102H185V103H184ZM186 102L188 103V105H186ZM224 102H225V101H224ZM227 102H226V103H227ZM50 103H52V102H50ZM56 103H57V102H56ZM105 103H106V102H105ZM139 103H140V105H139ZM168 103H169V105H168ZM178 103H179V104H178ZM180 103H181V104H180ZM192 103H193V104H192ZM222 103H223V102H222ZM54 104H51V105H54ZM108 104L110 105L111 109H110V110L108 109V113H107V109H106V108H107V107L110 108V107L108 106ZM172 104H173L175 107H177V109H176ZM184 104H185V106H184ZM194 104H195V106H194ZM197 104H198L199 107H200V105H201L200 109H199V107H198V109L196 108ZM207 104H208V103H207ZM217 104H218V106H217ZM220 104H221V103H220ZM231 104H232V103H231ZM0 105H1V104H0ZM97 105H98V104H97ZM142 105H143V106H142ZM171 105H172L173 108L171 107ZM179 105H180V106H179ZM223 105H225V103H223ZM49 106H50V105H49ZM98 106H99V105H98ZM100 106H102V104H101ZM127 106H126V108H127ZM153 106H155V105H153ZM159 106H160V105H159ZM159 106H158V107H159ZM181 106H182V107H181ZM216 106H217L218 108H217ZM115 107H116V108H115ZM140 107H141V108H140ZM170 107H171V108H170ZM194 107H195V109H196L195 112H194ZM208 107H209V108H208ZM221 107H222V106H221ZM259 107H260V106L258 105V107H256V108L258 109ZM4 108H5V107H4ZM4 108L1 109V110H4V111H1V110H0V114L3 113V112L5 113V114H3V115L1 114L3 117H0V118H1V121H0V122H1V124L4 125L5 128H6V127L8 128V126H5V125H6L5 122H7V119H6V118H8V116H9L10 114H7V113H9V112H5V109H4ZM100 108H101V107H100ZM100 108L98 107L99 110H100ZM112 108H115L114 111H111ZM168 108H167V109H168ZM174 108H175V110H174ZM181 108H182V109H181ZM216 108H217V109H216ZM260 108H262V107H260ZM94 109H97V106H96V108H94ZM144 109H145V110H144ZM149 109H150L151 111H150ZM167 109H165V111H167ZM171 109H172L173 113H170V112H172ZM180 109H181V112H180ZM190 109H191L192 111H191ZM201 109L204 110L205 113L208 112V113L210 114V116H209V114L206 113V114L208 115V117L210 118V120L207 121L208 124H209L208 130H209L211 133H213V135H212V137H211V135L208 134V136L210 135V136L208 137V139H207V136H205L206 140H208V143H207V141H204L206 144L203 142L202 146H198V145H199V142H198V141L201 140V138L204 139V136H202V135H203L204 133L207 134V133L209 132V131L206 132V130H204V133H202L201 130L198 129V126H196V125H197L196 122L198 123V122L201 121L200 123H203V122H204V123H207V122L203 121V119L205 120V118H206L207 116L203 113L204 111H200ZM219 109L221 110V108H219ZM125 110L127 111V109H124V112H126ZM129 110H130V109H129ZM176 110H177V111H176ZM197 110H198V112H197ZM246 110L248 111L249 109H246ZM252 110H253V109H252ZM254 110H255V109H254ZM254 110H253V111H254ZM259 110H260V109H259ZM259 110H258V111L255 110V111L257 112L256 114L260 113V114L262 115V114H263V113H261L262 110H261V111H259ZM6 111H7V110H6ZM52 111H53V110H52ZM52 111H51V112H52ZM96 111H97V110H96ZM109 111H111L110 114H113L112 112H115V114H118V115H116V116H118V117H116L117 120H118V119L120 120V122L117 121V124H118V125H117L116 123L114 124V121H116L115 116H114L115 120H114V118H112V121H111V115H109ZM136 111H139V112H136ZM174 111H176L177 113H176V112L174 113ZM178 111H179V112H178ZM185 111H186V112H185ZM199 111H200V113L202 112V114H204V115L206 116V117H205L204 115L201 114V116H203L204 118L201 119L200 121H199V119H198V117H199L198 115H200V114H199ZM218 111H219V110H218ZM253 111L250 112V110H249V113H252V115L254 116L255 112H254V114H253ZM51 112H50V113H51ZM53 112H54V111H53ZM53 112H52V113H53ZM98 112H99V111H98ZM187 112H188V113H187ZM196 112H197V114H198V115H195V116H197V118L195 117V119H193L194 117H192V116H194V113L196 114ZM223 112H225V111L223 110ZM50 113L48 112V113L46 114V117H47L48 115H49V116L51 115V116L49 117V119H50V118H53L56 112H54V115H53L52 113H51V114H50ZM128 113H127V114H128ZM133 113H134L135 115H137V114H138V115L135 116V115H133ZM179 113H180V114H179ZM191 113H192V116H191L192 119H191L190 116H189V115H191ZM216 113H217V112H216ZM216 113H215V114H216ZM226 113L228 114V112H226ZM6 114H7V115H6ZM56 114H57V113H56ZM124 114H126V113H124ZM177 114H178L179 116H178ZM224 114H225V113H224ZM227 114H226L223 118H225L226 116H227V117H228V116L230 117V114H228V115H227ZM260 114H258L257 116H260ZM113 115H114V114H113ZM213 115H214V114H213ZM220 115H221V114H220ZM4 116H5L6 118H4ZM52 116H53V117H52ZM55 116H56V115H55ZM180 116H181V117H180ZM183 116H184V118H182ZM201 116H200V117H201ZM215 116H217V115H215ZM215 116H214V118H216ZM248 116H249V115H248ZM255 116H256V115H255ZM135 117H136V118H135ZM200 117H199V118H200ZM208 117H207V118H208ZM221 117H222V115H221ZM231 117H232V116H231ZM2 118H3V119H2ZM47 118H48V117H47ZM55 118H56V117H54L52 120H50V122L52 123L53 121H55ZM127 118H128V117H127ZM127 118H125V119H127ZM139 118H140V116H139ZM185 118H186V119H185ZM188 118H189V119H188ZM218 118H219V119H218ZM223 118H220L219 116H217L216 121H217V120H220V119L223 120ZM4 119H6L5 122L2 121V120H4ZM125 119H124V120H125ZM176 119H177L178 121H177ZM182 119H185V122H184V120H182ZM187 119H188V120H187ZM190 119L192 120V122H195L193 125H192ZM196 119H197V120H196ZM226 119H227V118H226ZM226 119H224V120H226ZM139 120H140V121H139ZM150 120H151V121H150ZM180 120H182V121L179 123ZM186 120H187V121H186ZM195 120H196V121H195ZM206 120H208V119H206ZM106 121H107V120H106ZM161 121H162V122H161ZM188 121H189L190 123H188L187 125H185ZM202 121H203V122H202ZM212 121H211V123H212ZM3 122H4V123H3ZM38 122H39V120H37V124H38ZM55 122H56V128H57V123H58V122H57V121H55ZM55 122H53L52 124L54 125ZM104 122H102V124H103ZM163 122H164V123H163ZM165 122H166V123H165ZM183 122H184V123H183ZM217 122H218V121H217ZM217 122H215V124H218ZM220 122H221V121H220ZM34 123H36V121H35ZM131 123H132V124H131ZM133 123H134V124H133ZM147 123H145V125H147ZM162 123H163V124H162ZM170 123H171V124H170ZM172 123H173V124L175 123V125H174L173 127L171 126ZM177 123H178L179 125H178ZM200 123H199V124H200ZM204 123H203L202 125H204ZM223 123H224V121H223ZM136 124H137V122H136ZM138 124H137V126H138ZM142 124L139 125V126H142ZM164 124H165V126H164ZM221 124H222V122H221ZM224 124H225V123H224ZM103 125H105V124H103ZM123 125H124V124H123ZM145 125H143V128L148 127V125H147L146 127H144ZM194 125H195V126H194ZM58 126H59V125H58ZM110 126H111V128H110ZM133 126H132V128H131V129H132V130H131L132 132L134 131V130H133ZM139 126H138V128H139ZM154 126H155V127H154ZM169 126H171L172 129L174 128L173 131H171V127H169ZM188 126H191V127H193V128L195 127L194 129L191 128V127H189L190 129H193V130L188 131V132L191 133V134H190V135H191V140H192V139L195 140L194 142H193V141H192V142L195 143V142L197 141V143L194 144L195 147H197V148L199 147V148L196 149V148L194 147V149L197 150L196 153H197L198 156L196 155V153H194L196 150H194V152H193V150L191 149L192 152H190V153H191L192 155H191V154H188V156L191 155V156H190V160L186 161L188 157L185 156V155H187V153H186L185 155H182L181 150H180V147L184 145V143H185L184 140H185V139L190 140V138L188 139L189 135H188L187 138H183V136H185L186 134H189V133H186V132H185L186 134L184 133L185 129L188 128ZM206 126H207V124H206ZM210 126H211V128H212L213 131L210 130ZM212 126H213V127H212ZM218 126H220V125H218ZM130 127H131V126H130ZM150 127H148V129L146 128V130H149ZM153 127L155 128V134H152V133L154 132V130H153L154 128H153ZM204 127H205V125H204ZM204 127H203V128H204ZM60 128H61V127H60ZM60 128L58 127V129H57V133H56L55 135L53 134V136L51 135L52 137H49L50 139H53V140H51V141L54 143V145H53V143H51V142L48 143V141H49L50 139H49L48 141L46 140L47 142L45 141V145L47 144L45 147H47V149H50V150H51V148L53 149V151L50 152L51 155H50L49 152H47V154H49L48 157H53V158H54V156L56 155V153H57V151H58V150H57V149H58V148H57L58 145L61 144V142L63 141V140H61V139H63V138L60 136V135L63 133V131H62V133H61L60 130H62L63 128H62V129H60ZM103 128H104V127H103ZM143 128H142L141 130H143ZM156 128H157L158 130H156ZM178 128H180V129H178ZM189 128H188V129H189ZM199 128L202 129V126L200 127V125H199ZM206 128H207V127H206ZM206 128H204V129H206ZM219 128H220V127H219ZM262 128H264V127H262ZM59 129H60V130H59ZM111 129H112V131L114 132L115 135L111 132ZM177 129L179 130V132H178ZM188 129H187V130H188ZM260 129H261V128H260ZM2 130H3V129H2ZM58 130H59V131H58ZM136 130H137V131H136ZM176 130H177V131H176ZM180 130H181V131H180ZM182 130H184V131L182 132ZM195 130H196V131H195ZM197 130H198V131H197ZM6 131H7V130H4V132H6ZM118 131H119V132H118ZM193 131H194V132H193ZM202 131H203V130H202ZM236 131H239V132H240V129H237ZM236 131H235V130H232V132H236ZM260 131H261V130H260ZM260 131H259V133H261ZM262 131H264V129H263ZM8 132L13 134V132L7 131V135L9 134ZM58 132H60L61 134L58 133ZM64 132H65V131H64ZM121 132H122V133H121ZM123 132H124V133H123ZM210 132H209V133H210ZM239 132H237V134H239ZM16 133L19 134L18 132H16ZM16 133L14 132L13 136H15V137L17 138L18 136H17ZM106 133H107L108 135H109V134H111V135H109V137H108ZM125 133H126V134H125ZM178 133H179V134H178ZM183 133H184L185 135H184ZM193 133H194V134H193ZM201 133H202V135H201ZM12 134H11V137H12V138H11V137H9V138H10L11 140H14L13 142L15 143V137H13ZM65 134H66V133H65ZM124 134H125V137L122 136V135H124ZM134 134H135L136 136H135ZM174 134H175V135H174ZM177 134H178V135H177ZM182 134H183V135H182ZM192 134H193V135H192ZM232 134H233L235 137L229 133V134L227 135V137H228V140H227V141H226L227 137H226L225 140L220 139V138H219V139L222 140V142H223V141H226V142L229 141V142H230V141H232V140H229V139H230L229 135L233 136L234 139H235L236 136H237V135H235L234 133H232ZM7 135L5 136V137H7V138H4L5 141L8 139V136H9L10 134H9L8 136H7ZM57 135L60 136V138H59V136L57 137V138L60 139V140H57V138L55 139V137H56ZM105 135H106V137H105ZM129 135H131V134L129 133ZM152 135H153V136H152ZM176 135H177V137H176ZM179 135H182V136H179ZM239 135H240V134H239ZM239 135L237 136V139L239 138ZM261 135H262L261 137H263L262 139H264V136H263L264 134H261ZM2 136H4V135H2ZM21 136H23V135H19V137H18L17 139H19ZM62 136H63V134H62ZM137 136H138V138H137V140H136V137H137ZM257 136H259V138H260V134H258ZM257 136L255 135V137H257ZM53 137H54V138H53ZM65 137H66V135H65ZM65 137H64V138H65ZM130 137L133 138L132 136H130ZM145 137H146V138H145ZM149 137H148V138H149ZM173 137H174V138H173ZM181 137H182V139H184L182 142H180V140H182ZM214 137H213V138H214ZM247 137H248V136H247ZM247 137H246V138L244 137L243 139L246 140L245 142H246V144L249 145V146H253V145H254V142L256 143V142L259 141V138H258V141H252V139H253L252 137H254V136H252V137L250 136V137H249V138H252V139H249V138H247ZM2 138H3V137H2ZM21 138H23V137H21ZM21 138L19 139L20 142H22V141H21V140H22ZM131 138H129V140H131ZM213 138H212V140H213ZM216 138H215V139H216ZM10 139H8L7 141H9V142H11V143H5V141H4L3 143H4V145H7V146H9V147L12 148V147H14V144L12 143V141H10ZM17 139H16V140H17ZM54 139H55V140H54ZM110 139H111V140H110ZM172 139H173V141H172ZM178 139H180V140H178ZM237 139H236V140H237ZM243 139H242V140H243ZM260 139H261V138H260ZM120 140H122V139H120ZM148 140H150V139H148ZM165 140L167 141V139H165ZM168 140H169V139H168ZM191 140H190V141H191ZM204 140H205V139H204ZM236 140H233V141L231 142L232 145H231V144H230V145H231L232 147H233L234 144H235V143L233 144V142H235ZM239 140H240V139H239ZM244 140H243V142H244ZM254 140H257V138H254ZM7 141H6V142H7ZM19 141H18V142H19ZM55 141H56V143L60 141V143H59V144H56ZM105 141H106V140H105ZM108 141H106V143H108ZM146 141H147V140H146ZM152 141H153V140H152ZM175 141H176V142H175ZM177 141H179V142L177 143ZM213 141H214V142H213ZM213 141H211V142H212V143H215V140H213ZM216 141L219 142V140H217V139H216ZM261 141H264V140H261ZM20 142H19L18 144L16 143L15 146L17 145V147H18V146L20 147V145L22 144V143L20 144ZM171 142H170V143H171ZM229 142H228V143H229ZM236 142H238V141H236ZM106 143H104V144H106ZM110 143H111V142H110ZM145 143H146V144H145ZM165 143H166V145H167V144H168V141L165 142ZM193 143H191V144L193 145ZM212 143H211V144H212ZM216 143H217V142H216ZM216 143H215V144H216ZM11 144H12V145H11ZM48 144H49V145H48ZM51 144H52V145H51ZM108 144H109V143H108ZM111 144H112V143H111ZM147 144H148L149 146H148ZM181 144H183V145H181ZM186 144H187V142H186ZM186 144H185V145H186ZM200 144H201V143H200ZM257 144H258V146H259V143H257ZM262 144L264 145V142L261 143L260 145H262ZM55 145H56L57 147H56ZM115 145H116V144H115ZM132 145H133V146H132ZM177 145H181V146H180V147H177ZM188 145H190V144H188ZM192 145H191L190 147L193 148L194 145H193V146H192ZM235 145L237 146V145H239V144L237 143V144H235ZM52 146H55V147H52ZM103 146H104V145H103ZM124 146H123V150H124ZM170 146H171V147H170ZM205 146H206V148H208L209 150H208V149L206 150V149H205ZM208 146H209V147H208ZM213 146H214V147H213ZM213 146H212V147L215 148V145H213ZM256 146H257V145H256ZM104 147H106V146H104ZM104 147L102 148V149H103L102 151H106V149L104 150ZM112 147H114V148H112ZM116 147H118V146H111V147H109V145H108L109 150H107V151H110L111 149H113V150L115 151V152H113V154L116 153L119 157L122 155V156H124V158H128V157H129V156H126V157H125V155H123V152H124V151H123V150H122V151L119 150V149L121 148V146H120L118 149H116ZM127 147H128V148H127ZM164 147H165V146H164ZM172 147H173V148H172ZM175 147L179 148L180 151L178 150V152L181 153L180 155L177 153V148L175 149ZM186 147L189 148V146H186ZM203 147H204V148H203ZM237 147H238V146H237ZM110 148H111V149H110ZM129 148H130V149H129ZM171 148H172V149H171ZM181 148H183V147H181ZM12 149H18V148L14 147V148H12ZM47 149H46V150H47ZM55 149H56V151H55ZM139 149H140V150H139ZM151 149H150V150H151ZM166 149H167V148H166ZM166 149H165V150H166ZM183 149L186 150V148H183ZM185 150H184V153L186 152ZM187 150H190V148L187 149ZM107 151H106L104 154L107 155ZM138 151H139V152H138ZM161 151H162V152H161ZM182 151H183V150H182ZM205 151H207V154H208L207 157L205 156V154H206ZM110 152H111V151H110ZM137 152H138V153H137ZM187 152H188V151H187ZM209 152H210V153H209ZM211 152L214 153V154H216L215 157H214V155H213ZM45 153H46V152H45ZM45 153H44V154H45ZM54 153H55V154H54ZM121 153H122V154H121ZM128 153H129V152H128ZM128 153H127V151H126L125 154H128ZM130 153H129V154H130ZM193 153H194L196 156H195ZM149 154H150V153H149ZM202 154H204V156H203ZM209 154H211L212 156L209 155ZM15 155H16V154H14V156H15ZM52 155H54V156H52ZM102 155H103V154H102ZM109 155H110V154H109V152H108V156H109ZM117 155H115V156H117ZM141 155H138V156H141ZM150 155H151V154H150ZM150 155H149V156H150ZM152 155H153V154H152ZM181 155H182L183 157H182ZM193 155H194L195 157H197V158H194V160H192V159H193L192 157H194ZM103 156L105 157V159H104ZM103 156H102V158L100 159V162L103 164V166H105V168L101 166L102 164L100 165V167H101L102 169L104 168V171H105L106 169H107L108 171L110 170L109 174H111L112 177H110L111 175H109V178H110V179H111V178L114 179V178L117 177L119 180H120L121 178H123V179H121V180L119 181L120 183H119V182H118V183H116V182L113 183L114 180L111 179V180H112L111 184L113 183V184H115L116 186H115V185H110V187H109V184H108V185L104 186L105 189H104L103 187H102V189H101L102 191L104 190V191L102 192V194H103L102 197H103V199H104V197H105V195H106L107 198H105V200L107 199L106 201H108L106 204H107L108 208H109V206H110L109 209L112 210L113 213H112V211H110V210H109V211L112 213V215H113L114 213H115V214H118L120 210H121V212H122L123 209H121V208H123L125 205L127 206V204H129V203H127V201H124V195H126V197L128 198L129 195H131V193H133V191H132V192L129 191V193H128V191H127V190H124V189H126V188L128 189V187L131 186V183H129L128 180H127V182H126L125 180L129 178L127 175H128V174L131 175V173H132L130 169L133 168V167H130L131 165H128V164H131V163H132L130 160H132V158L134 159V156H133L132 158H130V157H131V156H130V157H129L130 160H129V159H126V160H129L130 163H129L128 161L125 160V161L127 162V164H124L125 166H124V165H123V166L120 165L121 168L123 167V168H125V169H126V167H127L126 165L129 166L130 169L127 168L128 171L130 170L128 174L126 173V170H125V173H124V170H123V172H122V169L119 167V164H118V163H120V164H123V163H124L119 157H118V158H119L120 161H116L117 163H116L115 165H113V163H112L113 166H111V162L109 163V160H111V158H112V160H114L116 157L114 156L115 158H113V157L109 158L111 155H110L109 157H108V156H105V155H103ZM155 156H156V157H155ZM184 156H185V158H186V157H187V158H186V159H183ZM199 156H200V157H199ZM46 157H47V156H46ZM106 157L109 158V160L106 159ZM204 157H205V159H204ZM44 158H45V157H44ZM124 158H123V159H124ZM171 158H173V159H171ZM191 158H192V159H191ZM199 158H200V159H199ZM46 159H48V161H49V159H50V162L53 164V162H52L53 159H52V160H51V158H46ZM146 159H145V160H146ZM170 159H171V162H170ZM188 159H189V158H188ZM39 160H40V161L37 160V162H39V163L37 164V162H36L35 165H36V166H37V165L39 166V167H38L39 170H41V171L43 170V171H42V174H39L38 168H37L36 166L33 167V168H34L33 171H34V173H35V178H37V180H38V183L36 182V183H37V186L39 185V187L41 186L39 189H43L46 185H49L50 180H52V179H51L52 176L50 175V174H52V173H50V171H51V166H50L51 163L47 161V162H48V165H46V163H45V164H44V163L42 164V161H43V162L46 161L45 159L42 160V158H41V159H39ZM107 160H108V161H107ZM115 160H116V159H115ZM135 160H132V161H135ZM174 160H175V161H174ZM200 160H201V162H200ZM105 161H106V162H105ZM148 161H149V159H148ZM148 161H146V162L148 163ZM156 161H157V162H156ZM189 161H190V163H187V162H189ZM203 161H204V162H203ZM205 161H206V162H205ZM112 162H113V161H112ZM122 162H123V163H122ZM167 162H168V165H169L170 167L167 165ZM175 162H177V163H175ZM191 162H193V163H191ZM49 163H50V164H49ZM108 163H109V164H108ZM133 163L136 164V162H133ZM138 163H137L136 165H138ZM147 163H146V164H147ZM169 163H170V164H169ZM172 163L174 164V166H178V169H177V167L175 168V167L173 166ZM182 163H183L184 166H186V169H185V167L182 168V166H183ZM196 163H199V164L194 165V164H196ZM206 163H207V164H206ZM39 164H42V165L44 166V169H43V168L40 169V167H41L42 165H39ZM156 164H157V165H156ZM179 164H181V168H182V170L179 168V167H180ZM204 164H206V165H204ZM132 165L135 166L134 164H132ZM193 165H194V166H193ZM43 166H42V167H43ZM45 166H46V168H45ZM47 166L50 167V168H48V170H47ZM167 166H168V169H169V170H166ZM187 166H188V167H187ZM199 166H200L201 168H199ZM35 167H36V168H35ZM135 167H136V166H135ZM157 167H158V166H157ZM111 168H112V169H111ZM146 168H147V170H146ZM159 168H158V169H159ZM192 168H193V169H192ZM99 169H100V168H99ZM102 169H100V170H102ZM152 169H153V168H152ZM179 169H180V170H179ZM184 169H185V170H184ZM191 169H192L193 171H192ZM197 169H198V171H196ZM45 170H46V171H45ZM49 170H50V171H49ZM100 170H99V173H100ZM107 170H106V171H107ZM140 170H141V169H140ZM175 170H176V171H175ZM177 170H178V172H177ZM190 170H191V171H190ZM209 170H210V171H209ZM36 171H37V172H36ZM108 171H107V173H108ZM111 171H112L113 173H111ZM114 171H115V172H114ZM160 171H159V172H160ZM162 171H163V170H162ZM169 171H170V172H169ZM194 171H195V172H200V173L198 174V173H195ZM51 172H52V171H51ZM130 172H131V173H130ZM168 172H169V173H168ZM193 172H194V173H193ZM102 173H103V176H102V175H101V176H102L103 179H102V178L99 179V182H101V185L107 183L106 180H104V177H105L104 175L108 176V175L106 174V172H103V171H102ZM104 173H105V174H104ZM120 173H121L122 175H121ZM145 173H147V172H145ZM153 173H154V172H153ZM125 174H126V176H125ZM137 174H138V175H137ZM159 174H161V172H160ZM176 174H177L178 176H177ZM194 174H195V175H194ZM41 175H42V176H41ZM99 175H100V174H99ZM165 175H166V176H165ZM172 175H173V176L175 175V177H173ZM181 175H182V176H181ZM207 175H210V173L207 174ZM101 176H99V177H101ZM113 176H114V177H113ZM119 176H121V178H120ZM146 176H145V177H146ZM192 176H193V177H192ZM126 177H127V178H126ZM52 178H53V177H52ZM105 178H107V177H105ZM117 178H116V179H117ZM155 178H156V179H155ZM173 178H174L175 180H174ZM132 179H134V180H132ZM182 179H183V180H182ZM102 180H104V181H102ZM107 180H108V178H107ZM148 180H147V181H148ZM163 180H164V181H163ZM168 180H169L170 182H169ZM179 180H180V181H179ZM194 180H195V181H194ZM108 181H109V180H108ZM122 181H123V182H122ZM132 181H133V182H132ZM171 181H172V182H171ZM173 181H176V183L173 182ZM39 182H40V183L42 182V183H41L42 185H40ZM103 182H105V183H103ZM125 182H126V183H125ZM163 182H165V183H163ZM167 182L170 183V184H168ZM182 182H183V183H182ZM108 183H110V181H109ZM124 183H125V187H124ZM127 183H128V184H127ZM172 183H173V184H172ZM174 183L177 184V185H176L177 187H175V184H174ZM180 183H182V184H180ZM187 183H188V184H187ZM194 183H195V185H197V186H195ZM196 183H197V184H196ZM120 184H121V185H120ZM158 184H161V183H158ZM165 184H166V185H165ZM171 184H172V186H171ZM128 185H129V186H128ZM188 185H189V186H188ZM42 186H43V187H42ZM102 186H103V185H102ZM111 186H113L112 189H111ZM126 186H128V187H126ZM164 186L160 185V188L162 187L161 189H163ZM116 187H117V188H116ZM119 187H120V188H119ZM122 187H124V189H123ZM132 187H133V186H132ZM186 187H187V188H186ZM37 188H38V187H37ZM130 188H131V187H130ZM130 188H129V189H130ZM134 188H132V190H134ZM175 188H176V189L178 188L177 191H175ZM188 188H189V189H188ZM39 189H38V190H39ZM114 189H115V191H113ZM116 189H117V190H116ZM121 189H122V190H121ZM137 189L139 190V187H138ZM141 189H140V190H141ZM158 189H159V188H158ZM167 189H168V190H167ZM172 189H173V191H172ZM192 189H194V190H192ZM200 189H199V191H200ZM123 190H124V192H123ZM140 190H139V191H140ZM143 190H144L145 193L143 192ZM178 190H179V191H178ZM39 191H40V190H39ZM121 191H122V192H121ZM162 191L165 192V193H164L165 195H163V192H162ZM130 192H131V193H130ZM159 192H160V193H159ZM161 192H162V193H161ZM173 192H174V193H173ZM175 192L177 193V197H176V193H175ZM182 192H183V193H182ZM200 192H201V191H200ZM104 193H105V194H104ZM115 193H116V194H115ZM119 193L123 194V197H122L121 194H119ZM124 193H125V194H124ZM170 193H171V194H170ZM178 193H179V194H178ZM154 194H155L156 196H154ZM161 194L165 197L164 200H165V199L168 200V202L165 200V202H166L165 204L163 203V202H164V201H163V198H162L163 196H161ZM159 195H160V196H159ZM178 195H179V196H178ZM120 196H121V197H120ZM158 196H159V198H158ZM108 197H109V198H108ZM171 197H172L173 199H174V198H175V199L173 200ZM192 197H193V198H192ZM201 197H202V195H201ZM112 198H113V199H112ZM120 198H121V200H120ZM180 198H181V199H180ZM182 198H183V199H182ZM187 198H188L189 200H188V201L186 200L187 202H184V203H183V200H185V199H187ZM114 199H115V200H114ZM122 199H123V200H122ZM125 199H126V198H125ZM142 199L145 200V203L143 202ZM156 199H158L159 201H161L160 199H162L163 202H159V201L156 200ZM191 199H192V200H191ZM127 200H128V199H127ZM146 200H147V202H146ZM170 200H172V201L170 202ZM199 200H201V198H200ZM110 201H111V202H110ZM113 201H114V202H113ZM156 201H157L160 205H161V203H162V205H166V206H167V204H168L167 207H166V206H164V207L168 210V212H167V211L165 212V215H167V216H165V218H166L167 221L169 220V223H167V221H165V218H161V217H160V215L165 211V209H164V207H161V206H160V207H161L162 209H160ZM180 201H181V202H180ZM124 202H125L126 204H125ZM193 202L190 203V204H191V205L194 204ZM173 203H175V204H173ZM177 203H178V205H177ZM182 203H183V204H182ZM124 204H125V205H124ZM146 204L148 205L147 207H146ZM172 204H173L174 206H172ZM170 205H171V208H170ZM179 205H180V206H179ZM117 206H118V207H117ZM142 207H143V209H142ZM145 207H146L147 209H146ZM173 207L175 208V210L173 209ZM111 208H112V209H111ZM144 208H145V209H144ZM185 208L183 207V209H185ZM187 208H186V209H187ZM113 209H114V210H113ZM117 209H120V210L117 211ZM169 209H170V210H169ZM183 209H182V210H183ZM186 209H185V210H186ZM143 210H145V211H144L145 213L143 212ZM158 210L161 211V212H159V213L157 214L155 211H158ZM172 210H173V211H172ZM147 211H148V212H147ZM169 211H170V212H169ZM186 211H187V210H186ZM110 212H109V213H110ZM137 212H138V211H137ZM141 212H142L143 215L145 214L144 216H145L146 218H142V219L140 220L139 217H140V216L142 217V215H140ZM172 212H173L174 215L172 214ZM109 213H108V214H109ZM111 213L109 214L110 217H108L107 220H110L111 218H113L112 220H114V215H115V214L112 216ZM166 213H168V214H166ZM185 213H186V212H185ZM133 214H134V213H133ZM163 214H164V213H163ZM163 214L161 215L162 217L164 216ZM171 214H172L174 217H177V218H174ZM119 215H120V214H119ZM157 215H158V216H157ZM177 215H178V216H177ZM132 216H133V215H132ZM144 216H143V217H144ZM116 217H119V216H115V218H116ZM141 217H140V218H141ZM158 217H159V218H158ZM171 217H173V218H171ZM185 217H187V213L184 214V215L182 216V218H185ZM133 218H134V217H133ZM167 218H168V219H167ZM134 219H135V218H134ZM159 219H160V220H159ZM161 219L164 220L165 222H162ZM185 219H187V218H185ZM185 219H184V221L189 220V219H187V220H185ZM144 220L146 221L147 226H146V224H144V222H145ZM170 220H171V221H170ZM135 221H137V222H135ZM157 221L159 222L158 225H157ZM160 221H161V222H160ZM181 221H183V219H182ZM217 221H218V220H217ZM110 223H111V222H110ZM110 223H109V224H110ZM139 223H140V224H139ZM160 223H161V224H165V223H166V224H169V225H166V228H167V229H168V227H170V224H171V227H172V226L174 227V229H173V228H169V229H172V230H170V231H172V233H171V237H172V238L167 236V235L170 236V232H168L169 230L167 231L166 229H164L165 225L161 226ZM183 223H184V222H183ZM183 223L181 222L180 225H181V224L183 225ZM105 224H106V223H105ZM109 224H108V225H109ZM129 224H130V223H129ZM131 224H130V225H131ZM141 224H144V226L141 225ZM159 224H160V225H159ZM138 225H139V226H138ZM182 225H181V226H182ZM128 226H129V225H128ZM140 226H143L144 229L146 228V229H145V234H144L145 236L143 235V232H144V230H142L143 227L141 228ZM160 226H161V227H160ZM107 227H108V226H107ZM175 227H177V228H175ZM220 227H221V226H220ZM136 228H138V230H137ZM224 228H225V227H221V229L218 228V233H223V232H225L224 230H225L226 228H225V229H224ZM130 229H132V230H130ZM104 230H106V228H104ZM108 230H109V229H108ZM135 230H136V231H135ZM139 230H140V231H139ZM141 230H142V231H141ZM134 231H135V232H134ZM166 231H167V232H166ZM103 232H104V231H103ZM103 232H101V233L99 234L100 236L98 235V236L100 237L99 239L102 238V236H103ZM136 232H137V233H136ZM140 232H141L142 234H141ZM155 232H156V231H155ZM160 232H158V233H160ZM104 233H105V232H104ZM134 233H135V235H134ZM138 233H139V234H138ZM158 233H157V235H158ZM166 233H167V234H166ZM130 234L133 235V236H132L133 238L131 237V239H130V236H131ZM153 234H154V231H153ZM101 235H102V236H101ZM106 235H107V234H106ZM106 235H104V236H106ZM142 235H143V236H142ZM177 235H178L179 237H178ZM173 236H174V237H173ZM142 237H143V238H142ZM153 237H154V236H153ZM166 237H167L168 239H167ZM193 237L195 238V236H193ZM199 237H202V239L199 238ZM204 237H205V238H204ZM104 238H105V237H104ZM123 238H124V239H123ZM139 238H141V239L143 240V242H142L141 239L139 240ZM188 238H190V237H188ZM99 239H98V237L96 238V241L98 240V242H96V245H95V242H94L93 247H99V248H100V249L98 248L99 250H101V248H103V247H106V248H109V247H110V244H109V247H107V246H108L107 244H102L104 241L102 242V241L100 240L101 243H99V242H100ZM102 239H103V238H102ZM122 239H123V240H122ZM105 240H106V239H105ZM107 240H108V239H107ZM107 240H106V242H107ZM130 240H131V241H130ZM202 240H203V241H202ZM122 241H123V242H122ZM133 241H134V242H133ZM170 241H171L172 243H171ZM106 242H104V243H106ZM111 242H112V243H111ZM146 242H145V243H146ZM165 242H166V241H165ZM186 242H188V241H186ZM186 242H184V243L187 244ZM97 243H98V244H102V245L100 246V245H98ZM129 243H131V244H129ZM140 243H142V244H140ZM145 243H144V244H145ZM123 244H124V245H123ZM136 244H137V245H136ZM138 244H139V247H137ZM132 245H133V244H132ZM141 245H142L143 248L141 247ZM172 245H173V246H172ZM213 245H215V244H213ZM213 245H212V247H213ZM217 245H218V244H217ZM155 246H156V244H155ZM155 246L152 247V248H155ZM134 247H133V248H134ZM150 247H151V246H150ZM156 247L158 248V246H156ZM184 247H185L186 249H185ZM201 247H202V246H201ZM201 247H200V249H201ZM141 248H142V249H141ZM181 248H182V250L185 249V251L183 252V251L181 250ZM217 248H220V245H219ZM103 249H104V248H103ZM139 249H140L141 251H140ZM164 249H165V251L163 252ZM166 249H167L168 251H167ZM213 249H214V247H213ZM213 249H211L212 252H213ZM117 250H118V251H117ZM148 250H149V252H151L150 249H149V247L146 249V251H148ZM158 250H159V249H158ZM160 250H159V251H160ZM102 251H103V250H102ZM181 251H182L184 254H182ZM157 252H158V251H157ZM166 252H167V254H168V252H169V254H171V257H169V256H170L169 254H168L169 256H168V255H165ZM210 252H211V251H210ZM101 253H102V252H101ZM213 253H214V252H213ZM189 254H188V255H189ZM204 254H205V253L203 252V255H204ZM207 254H208V253H207ZM137 255H138V256H137ZM160 255H161V257H160ZM172 255H174V256L172 257ZM192 255H193V254H192ZM209 255H210V254L207 255L208 261H209V257H208ZM134 256H135V257H134ZM164 256H165V257H164ZM166 256H167V257H166ZM204 256H206V255H204ZM102 257H103V258H102ZM138 257H139V258H138ZM135 258H136V259H135ZM207 258L205 257V259H207ZM227 258H228V259H227ZM231 258H232V257H226L225 259H227V260H226L225 262L228 263L229 261H231ZM102 259H103V260H102ZM139 259L141 260L140 262H139ZM165 259H166V260H165ZM205 259H204V260H205ZM175 260H176V262H175ZM228 260H229V261H228ZM108 261H109V260H108ZM108 261H107V262H108ZM136 261H137V263H136ZM142 261H143V262H142ZM165 261H166V262H165ZM138 262H139V263H138ZM105 263H106V262H105ZM210 263L212 264L213 262L211 261ZM144 264H146V263H144ZM214 264H216V263H214ZM217 264H219V263H217Z\"/></svg>",
    "mask_w": 264,
    "mask_h": 264
}]
</instances>
